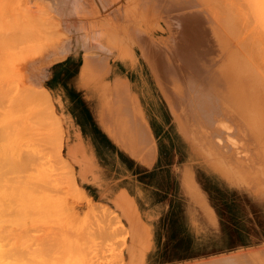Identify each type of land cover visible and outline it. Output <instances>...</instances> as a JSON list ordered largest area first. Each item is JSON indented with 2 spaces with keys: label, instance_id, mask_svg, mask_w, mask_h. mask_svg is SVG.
I'll use <instances>...</instances> for the list:
<instances>
[{
  "label": "rangeland",
  "instance_id": "rangeland-1",
  "mask_svg": "<svg viewBox=\"0 0 264 264\" xmlns=\"http://www.w3.org/2000/svg\"><path fill=\"white\" fill-rule=\"evenodd\" d=\"M159 1H154L155 3L153 2L152 9L150 10L147 7V0H0V78H1L0 82L3 83L2 85L0 83V94H2V93L4 94V95L2 94V96L0 95V108L3 107V109H2L3 112H2V110H0V115L2 116V117L0 116V118L2 119V120H0V124L2 122H4L3 123L4 125H2V127L0 126V128H2V129H0V150H1L0 156L3 155L2 156L3 158L0 157V159L2 158L1 161L4 160L3 163L4 162L6 164L8 163L9 164L8 167H10V168L13 167V165L17 166V170L15 169L16 166L14 167V169L11 170L12 171L11 173L15 174V175L8 174V177H7V173H10V170H9V168H6V170L4 169L5 166L7 167V165H5V163L4 164L0 163V165L2 166V167L0 166V169L3 168L4 172L6 171V175L4 177L1 176L4 174V172H2L3 170L0 171V176L2 177V178H0V183H1L0 185L3 186V184H5L7 182L8 185L5 184L6 186L4 185V187H2V188L3 189H5L6 187H7V189L10 188L9 190L5 189L6 191L0 188L1 189L0 190L1 191L0 196H2V198L4 200H6L5 204H4V202H5L4 200L1 199L3 201V203H1V200H0V204H2L0 206V208L3 206V204H4V206L7 205L6 206L7 209L3 206L2 209H5V210H3V211L1 210L5 215H3L2 212L0 211V213H1L0 214V225L2 223L1 222L2 218L5 221L7 220L6 226L5 225H2V227L0 226L1 229H4V230H0V233H1V231L3 233L4 232L5 233L6 232L12 233L13 229H15L14 230V233H15L16 231L18 232V230H19V232L16 233L15 235H14V233H12V235L11 234L10 235L3 234V233L0 234V243L2 245H6V246H4L5 248H10V249L14 248L13 250H15V251H16V249H18L15 252L16 255L18 254V256H16V255L13 256L14 258H17V259H14L12 256L11 257L13 259H11L10 256H9L10 259L8 257L5 258V256L8 253L11 255H12V253H14V251L13 252L11 251L12 249L11 250L7 249V254L4 253L5 256L1 257L2 253H0L1 254L0 255V262L6 260L2 264L7 263V262H8L7 264H9V263L12 264V261H16V262H13L14 264L15 263L19 264L20 261H17V260H21L20 259L21 257H22L21 262L23 261V259L26 262H23L20 264H24V263H26V264H31V263L32 264H35V263L36 264H54V263L55 264H62L63 263L64 264L65 263L66 264V263H68V261H69L68 264H75L74 262H76V264H95V263L100 264L99 262L96 261V260H98V257H97L98 253H100L99 256H101V257H99V259L100 258L106 259L107 257H109V255H111L105 261L103 259L98 260L101 262V264H104V263L105 264H110V263L111 264H117L119 258H120L119 264L120 263L121 264H186V263L187 264H193V263L194 264L195 263L203 264L204 262L210 263L216 259H218V263L216 262L215 264H219V263L224 264L226 261H223V260L221 261L219 259H225V258L226 259L228 258L229 259L228 261H230L229 264H231L232 261L234 260V258H231V257H235V260L237 262H243L242 264H246L247 260H248L249 264H250V261H251V263L255 264V262H257L258 260L259 261L256 264H258L259 262H260L259 264H264V261H263L264 256L261 257L262 255L259 254L260 251L264 252V187L261 188L264 185V182H262L263 181L262 178H264V166H262V163L264 165V162H261L262 160L264 161V159H263L264 155H262V154H264V152H263L264 151V143H263V141H264V130H263L264 129V123H263L264 114H263V118L261 116L262 113H264L263 112L264 110H262L264 108L263 107L259 108L256 112L257 114L254 112H249L247 114L248 115L247 117L254 115L255 117H257V119L259 118L258 120L255 119V120L250 122V121H246L247 118L243 117L242 116L243 114L236 113L234 111V107H232V106H234V104H233L234 103V95H233V92H231V91L233 90L232 84H234V81H233L234 78H233V75H231L232 73H230V71H228L231 68L230 66L232 65V63H230V59H231L230 55L231 54L228 53L229 50H231V48L229 49V47H230L229 43H228V46L225 45L226 41L229 40V37H228L229 29L227 27V25H228L227 24L228 13H227V11H225V12L223 11V10H226V8H227L226 0H213V1H209V0L203 1L202 0V2L200 0H198L201 2L202 8L204 7V5H206L205 6L206 10H207V8H209L208 6H210L212 4L211 5L212 7L209 8V10H211L210 13H212V15L209 13V10H207L208 12H202L201 11L204 18L205 19L207 18L206 20L203 19V16L199 11L202 8H197L200 4V2H197V0H191V1L190 0H177V2H176V0H172V1L169 0V3L171 4L170 6H168V4H169L168 0H163L164 2H161V1L159 2ZM174 2H175V6H173ZM204 2H205V4H204ZM185 3H187V4L190 3V5H188L186 7L189 9V11H187V9L184 7V5L185 6L187 5ZM220 3L223 5L221 6ZM197 4H198V6H197ZM202 4H204V5H202ZM193 5H195L197 7H192V9H191V6H193ZM215 5H219V6L215 7ZM214 7H215V9H214ZM217 7L220 8V10L217 9L218 13L216 12L215 14H217V15L219 13L221 14V15L219 14L220 20L217 19L218 17L213 16V13L216 11ZM211 8L214 9V11ZM197 9H199V10H197ZM168 10L171 11L172 13L173 12H175V13H173V15H171L172 13H170ZM182 10H184V11H182ZM202 10H204V9H202ZM190 11H191L190 16L192 14H193V16H191V18H187V16L189 15L187 13H189ZM192 12H199L201 15H200V17H198L199 13L195 14V16L197 15L196 19L200 20V18L202 17L201 20L203 19V21L205 20L206 22L200 21V23L198 24L197 20H195L194 13H192ZM167 13H170V14H167ZM182 13H184V14H182ZM206 13L209 14V17L211 18V22H213V24L216 23L214 26L210 23V21H209L210 19H209L208 15H206ZM179 14H182L186 18V20H184L185 18H183V16H181ZM170 15L173 17H177L178 19L174 20V18H173V20H172ZM217 15H215V16H217ZM179 17L181 19H179ZM192 17H193V19H192ZM150 19H152V20H150ZM189 19L195 20V22L194 21L190 22L191 20H189ZM216 19H217V22L215 21ZM176 20H178V21H176ZM183 20L187 24L183 23ZM172 22H173V24H172ZM175 22L178 23L179 28H178V26H177V28L178 29L181 28L180 31H178L176 28H175V30H171V29H174V27H172V25L176 26V24H174ZM188 22H190L191 25ZM193 23H194V25H196V27L193 26ZM196 23L199 25L198 28H197ZM201 23H202V25H205L206 27L202 26L203 27L202 28ZM183 24H186V25H183ZM188 25H189L190 29L187 28L188 29L187 30L185 28L188 27ZM209 25H211V26H209ZM217 25L223 31L220 30L221 32H218V30L220 28ZM193 27H195V28H193ZM200 27H201V29H199ZM207 27L209 29V30L208 29L207 30L211 33H209L205 29ZM216 27H218V28H216ZM202 29H205V30H203V32L207 31L209 34H211L213 36V38H212V36H210L207 33V36L209 37V38H207V36L205 34L206 37L203 36L204 41L205 40H211L213 44L216 43L218 46L216 44L212 45L211 41H210V45H209V41H208V43H205L204 41H202L203 40L201 38L202 36H199V35L204 34L202 31H200ZM210 29H211V31H210ZM176 30H177V32H176ZM181 30H183V31H181ZM186 30L188 31L187 35L195 34V38H196L195 40H199V38H201L202 39V40L200 39L201 42L204 43V44L202 43V45H200L201 44L200 40H199V42L193 41L192 40V38H194V35H193L191 37V41L189 40V43H188V41H185L188 44H190L192 42L193 45H195V46L198 43L200 46H204V47H208V46L210 47L211 45L214 46V47L210 48L209 53H207L209 56V54L212 52L210 54L211 56H209V57H211L210 60H212V62L209 60V58H207L208 60H205V58L208 57V56H206V53L205 54L202 53L206 57H204L201 53H199L201 51L206 52L205 50H207V52H208L207 48L206 49L204 48L205 50H203V49L201 50L200 47H198L200 50L198 49L197 51H199V52H197V51H195L197 49V47L195 49H193L192 48L193 46L189 47L190 46L189 45L188 47L190 49L192 48V50L189 49L190 51H188V47H187V43H186V46H184L185 49L183 50V47H181V43L182 44L185 43L182 39L185 38L184 35H185V33H187ZM198 30H199V32H198ZM182 32H184V35H182L183 34ZM189 32H190V34H189ZM201 32L203 34H201ZM216 32H218V33H216ZM172 33L175 35V37L177 35L178 36L175 38ZM175 33H177V35ZM179 33H181L180 36H179ZM181 35L184 36V38H182ZM222 35H224V36H222ZM171 36L173 38H171ZM187 37L184 40L190 39V36H189V38H187ZM197 37H199V38H197ZM225 38H228V39L225 40ZM177 39H178V42H176ZM179 39H180V44H179ZM214 40H215V42H213ZM169 41H172V44H169ZM173 41L176 42L175 43L176 45L179 44L182 49H180V47H178V46H177V48H179V49H176V47H175L176 45H174V50L175 51L177 50V51L176 52L174 51V53L171 52L170 51L171 48L173 51V47H172L174 44ZM166 44H169L172 46L170 47L169 45L167 46ZM215 46L217 47V49H219L221 51V53H219L220 51L219 52L217 51V53H219L220 57L216 56L217 53L215 51ZM77 47H80V49L82 50V51L81 50L80 51H81V53H83V55L85 57V61L87 63V65H86V73L88 74L86 76V79L88 80L87 84L90 86L91 90L93 88V93L95 92L99 96L97 98H93V101H95L97 107L102 109L103 111H107L108 109H110L114 105L113 95H110V94L112 93V91L117 89V86H115V83L111 82V78H112L111 74L113 72H119V71H117L116 68L119 67L122 70L121 72L124 74V76L132 79V83L134 86L135 93L140 94L141 99L143 97H145L147 102H149L148 104L150 105V113L146 114V109L142 107L141 101H139L141 103V105L138 104V101H136L135 103H133V105H131V103L130 104L129 103L122 104V107L123 106H131V107L137 106L138 107L139 106V110L137 109V116H139L141 118V120L144 119L147 122H150V120L148 119L147 116H149L151 119H154L155 124H156V133H157V137H158V139H157V137H155V136L150 135V137H149L146 134L147 137H145L146 135L144 137L146 139L148 138L147 140L150 139L149 141H146L142 136L140 138L141 142L139 140V142L142 143V146L140 145V147L145 148V149H142V150H144V152H145V150L148 152H151L154 149V151H156L157 153H161V152L167 153V181H168V183L171 184V182L175 181L178 184H183L184 192L185 193L187 192V195L189 197L196 199L195 204L197 207H199L200 209L203 208V210L207 207L210 208L206 204L207 200L209 199L208 197H213V199L211 201L214 200L215 202L219 203L220 208L222 209V211L225 212V215H226V217L224 219L221 218V227L225 226V229H224L225 231H221V233L222 232L224 233V235L221 234V238L223 237L226 241H228L227 235L230 234L229 233V231H230L231 233H235L234 237L237 238V240H235L234 243L226 242V241L222 242L224 240L219 241V243L213 242V244L215 246H216V244L221 245L220 246L221 251L220 252L216 251L217 253H212L209 255L207 253H202V254L195 253V251H197L200 248L199 246H201L202 244H206V243H202V242H198V241L197 242H184V243L154 242L151 240L149 241V239L151 238V235L148 236L149 233H146L147 231L145 232V235L141 239V238H139V235H137L138 231H137L136 226L132 225L134 217H132V215H131L132 214L131 209L124 211L121 207H119V204H118L119 202H117L118 200L117 201L116 200L105 201V196L103 194H101V191H106L110 186L114 185L115 179H109V178H104L101 176H96V175L100 174L99 171H94L93 169H90L89 165H88V163H86V161H85V163L82 160L78 161V156H76L74 153H72L71 147H70V141H69L70 131L66 128L67 117L65 116L64 109H63L64 99L57 97L55 95V93H56L55 91L57 89H59V87H58L59 83H57L55 81H53V82L52 81H47V82H41L40 81L39 82L36 79L37 78V75H36L37 69L41 70L42 67H46L48 64L50 65L53 62H59V63H61L60 64L61 68L64 67L65 63H66L65 57L70 53L71 49H73V48L76 49ZM168 47H170L169 48L170 50L168 49ZM181 50H183L182 53L185 51L184 52L185 54H182ZM224 50L228 54H230V55H227L225 52L226 56H223L224 59L227 58L228 56L230 58L229 59L227 58L225 60V62H220V61L224 60L223 57L221 58L222 54L224 55ZM163 51H164V53L162 54ZM186 51L189 55L186 53ZM190 52H191V54H190ZM194 52H195V54L199 53L201 55H199V54L195 55ZM178 53L181 55H178ZM193 54L195 56L194 62H195V60H196L195 58L197 56H200L201 59L204 57L202 59V61L203 60H205V61H203V63H201L202 62V61H200L201 59L197 58L198 61L196 60L195 63L197 64L198 62H200L201 65H200V63H198V65H196L195 63H193V60H190V59H192L193 56H191V55H193ZM212 54H213V56H212ZM165 55H167V56H165ZM176 55H178V56H176ZM184 55H188L187 58L190 56L191 57L189 59H186V58H184ZM174 56H176L177 58L180 56L178 58V60H181V61L177 62L178 60L176 57H175L176 58L175 59ZM162 57H163V59H162ZM168 57H170L169 58L170 61H169ZM181 57H183L185 59L184 62L187 63V65H188V66H185L186 64H184V66L189 68V70L191 67L190 72H192L193 69H196L195 73L193 72L196 75V77H195V75H193V73H189L188 70H184V69H187V68L183 67L184 62L182 63L183 70L181 69L182 67L180 68V66H181L180 63L184 60ZM165 58H166V60H165ZM215 58H217L215 60L217 63L213 62V59H215ZM171 60H173V61H171ZM218 60L220 63L218 62ZM164 61H166V62H164ZM209 61L211 62V64L215 63V65H216L215 68H217L215 71L217 72V75H220V76H217L216 72L214 73L212 71L213 70L212 67L207 66V64L210 65ZM170 62H172V63H170ZM173 62H176V63H173ZM188 62H189V64H188ZM204 62L205 63L208 62V63L205 64ZM226 62H227V64H226ZM95 63L97 64V66H95ZM98 63H100L99 66H98ZM163 63H166V66L168 64L167 67H169V66L172 67V65L178 64L177 67H179V70L176 69L177 68L176 65L172 68L173 70L176 69L178 71H173L170 67L168 68V70L171 69L170 71L173 73L174 77H172V80L175 78L173 81H175L177 77H179L178 80L185 81V82L181 83V81L178 82V80H177V83L182 84V86L180 84H176V82L173 85L172 80H171L172 85H170L167 83L166 78H165L166 80H162V78L164 79V77H165V74H164L165 72L163 73V71H168V70H166L165 64H163ZM228 63L230 65H228ZM202 64H204V66ZM157 65H158V68H157ZM195 66H197V68ZM201 66H202V69L204 68L203 71L206 74L209 73L210 71L213 72V76H212L213 79L210 78V81L211 80H212V82H213V80L214 81H216V80L220 81L221 79H219V78L221 76H222L221 77L222 80L224 78L223 81H220L218 83L216 82L217 84L215 83L217 86H218V84H221V82H224L225 80H227L229 78L227 81H225L226 83L224 82V84H223V85L228 84V85H225V89H221L222 87L224 88V86H222V85H219L220 87L222 86L221 88H219V86L216 87V85L214 83L210 82L211 84L214 85L213 87L216 89V91H215V89H211L212 85L207 83V82H209V81H207V80H209V77H207V75L208 76L210 75V77H211L212 72H210L211 74L206 75L207 80H205L206 81V83H205L204 82V79H206V77L204 75L205 73L203 71L201 72V70H199L201 68ZM205 66H207V67H205ZM163 67H165V70ZM209 67L211 69H209ZM225 67L227 68V70H226L227 73L224 72L225 70H223ZM182 71H184V72L186 71V76ZM196 71H199V72L197 73ZM168 72L166 73V77L168 76L170 78L171 72H169V74H168ZM175 72H177L176 74H178L179 72L181 74H178L176 76V74H174ZM222 72H224L223 73L224 75L222 74ZM102 74H104L103 75L104 77L102 76V78L105 80L100 83V88L99 87L94 88L93 83H91V82L94 79H96V76L99 77ZM162 74H164V75H162ZM190 74H192V75H190ZM198 74H199V78H202L203 83H205V84H203V87L201 84L202 81H200L201 79H199L197 77ZM202 74H203V76L200 77V75H202ZM225 74H229V75H226L227 79H225L226 78ZM179 75H183L184 76L183 79H180V77H182V76H179ZM190 76L192 78L199 79L200 84H199L198 80L193 81L194 79H192L193 84L198 82L197 84H195L196 86L194 85L197 89H194V86L192 87L193 84H191V85L189 84L190 87H187L189 85L185 84V83H188V80H189V83H191L190 82L191 81ZM214 76H216V78H218V79H214L215 78ZM8 78L11 81L10 85L13 86L15 84L16 89H19V88H20V90L23 89L22 91H24V92H26V90H24L26 88H23V87L28 85L27 86V90H28L27 93H25L23 95V94H21L22 91L19 92V90H17L19 93H18V95H16L17 91L14 89V87L13 88L10 87L9 83H8L9 87L7 86V82H10V81H7ZM16 79H17V81H15ZM2 80L3 81L5 80V83ZM12 80L14 81L13 84H12ZM23 80L25 83L23 82ZM18 82H20V84L22 83L23 86H22V84L20 85ZM31 82H32L33 86L30 85ZM37 82H38V84H37ZM117 82L120 83V81H117ZM164 82L167 84V86ZM16 84H17V86H16ZM175 84L177 85V88H176ZM198 84H199V86H198ZM207 84H209V85H207ZM4 85H5V87H4ZM19 85L22 87H19ZM34 85L35 86L37 85V87H35ZM178 85L181 87L182 91L180 90V87L178 88ZM183 85L187 87V88L185 87V89L187 90V91L185 90L186 92L184 91ZM205 85H207V86H205ZM31 86L35 87V88H32L33 91H31ZM209 86L211 88L207 89V88H209ZM230 86H231V88H229ZM28 87L30 89V94H31V92L35 93L37 91V93H35V95H33L34 94L33 93L31 96H33L34 98L37 97V100L36 99L35 100L40 105L39 106L37 104V106H39L41 108H46L45 112H47V113L49 112L48 116H50L51 118H49L47 116V114L46 115L42 114V113H44V110L42 111L41 108L39 109V107L35 108L33 106V104L36 106V104H35L36 102H35V100H33V97H32V99H30V100H32L31 102H33V104L30 101L29 102L27 101L28 98L31 97L30 94H29V97L25 96L29 92ZM164 87H165V90H164ZM182 87H183V89H182ZM191 88H193V89L191 90ZM198 88L201 89L202 91L200 90V92H198L199 91ZM203 88H205V89H203ZM10 89H14L15 91L14 90L13 91L16 94H14V92H11L12 90H10ZM35 89H36V91H34ZM120 89H121V87H120ZM42 90H45V91H42ZM171 90H172V92H171ZM194 90L197 92H195ZM204 90H205V92L207 91L206 93L204 92L205 94L203 93ZM218 90H220V91L218 92ZM183 91H184V94H183ZM188 91H190V93L193 95V96L190 95V96H192L191 98L188 94ZM43 92H45V93L47 92L49 98L47 97V94L44 95L45 93H43ZM193 92H195V93H193ZM208 92H210V96L208 95ZM211 92H213V93L211 94ZM12 93L14 95H11ZM19 94L23 95V96L19 97ZM171 94H172V96H171ZM220 94H222V96L224 95V98L221 97ZM5 95L6 96L10 95L9 96L10 101H8L10 104L11 99H12V102L10 105H8L7 101L4 102L5 100L8 99V97H5ZM185 95H187V96H185ZM196 95L199 97V99L197 98ZM199 95H201V96H199ZM203 95H205V96H203ZM13 96H14V98H13ZM45 96L47 97V99H50V100L47 101V99H44V98H46ZM176 96H177V100H175ZM202 96H203V98H202ZM211 96L213 97L214 100H211ZM217 96L220 99H217L216 98ZM3 97L5 100L3 99ZM18 97L20 99H18ZM205 97L208 99L209 103H207L208 101ZM184 99H185V101H184ZM218 100H219V103H218ZM220 100L222 101V104H221ZM227 100H229V102H231V104L229 102H226ZM25 101H27L28 103L26 102L27 103L26 104ZM65 101H68V99H65ZM175 101H180V102L177 103ZM181 101H183L184 104ZM213 101H215V102L217 101L216 103L219 105V107L215 102L213 103ZM203 102H204V105H203ZM194 103H196V104L194 105ZM199 103H201V104H199ZM25 104L28 106H25ZM173 104L175 107L174 106L172 107ZM186 104H187V106H186ZM208 104H209V106H211V107L215 106L216 108L212 107V109H211V108H209ZM220 104L222 105V107ZM18 105L21 106V108ZM30 105H31V107H30ZM176 105H179L178 108H176L177 107ZM180 105L184 111H182L181 108L179 110ZM182 105H184V106H182ZM190 105H191V107H190ZM201 105H202V108L205 107V109H202L200 107ZM14 106H17V107H14ZM192 106H193V108H192ZM29 107H30V109L33 110V112H34L33 115H32V112L31 113L29 112L31 110L27 109ZM223 107H225V108L222 109ZM33 108H35V110ZM104 108H106L107 110H104ZM170 108H171V110H170ZM173 108H175L177 110H175ZM22 109H23V111H22ZM24 109L27 111L29 110L28 113H27V111L25 112ZM100 109H99V111H100ZM192 109L193 110L195 109V113L197 114L196 116L194 115L195 113ZM220 109H221V112H223V113L226 112V117L221 112H219ZM38 110H41L42 113L40 111V114L43 115L44 118H45V116H47L50 119V121H49V119L48 120L46 119L47 117L45 118L46 119L45 120L41 115L39 116ZM205 110H206V112L203 114V112ZM179 111H180V114L178 113ZM217 111L219 114L220 113L221 114L217 115L218 114V113H216ZM181 112H183V114L185 116H183V118H181L180 122H177L179 120L178 117L182 116ZM199 112L201 113V115ZM214 112H215V115H214ZM231 112H233V115L235 113V115H237L239 117V118L236 117V119H235V115L233 116L234 117L233 120L235 119L234 120L235 122L234 121L231 122V120H232V118H231L232 113ZM259 112H261V113H259ZM9 113H10V115L14 114L13 115L14 117L13 118L9 117L10 116V115H8ZM172 113H174V115H176V114L177 115L174 116ZM185 113L186 114L188 113V114L186 115ZM4 114L5 115L7 114L6 116H8V117H5ZM16 114H18V115H16ZM26 114H28V115H26ZM227 114L231 115V116L227 117ZM190 115H192V117ZM210 115H211V117H209ZM16 116H18V118H16ZM135 116H136V114H135ZM189 116L191 117L192 121L190 120ZM218 116H220V117L218 118ZM28 117H32L34 120L31 118L32 122H30L31 120L30 121L27 120V119H30ZM176 117H177V119H175ZM199 117H200V119L205 117V119L203 118V120H201L202 121L201 122V121H199L200 120ZM222 117L225 120L226 119L227 120L226 121L224 119L219 120ZM3 118H5V119H3ZM7 118H9V119H7ZM10 118H11V120H10ZM23 118L24 119L27 118V119H25V121L27 123L26 126L23 125L24 124L23 123L24 120H22ZM55 118H56V120H55ZM194 118H197V119L193 120ZM210 119H212V120H210ZM215 119H217V121ZM228 119L230 122L228 121ZM15 120L17 121V123H15L16 122ZM35 120L37 121V123L34 122L35 123L34 124L33 121H35ZM5 121H6V123H5ZM11 121H13V122H11ZM19 121H22L23 124H21ZM46 121H48V123L49 122L54 123L53 126H48V124L46 125V123H47ZM185 121L187 123L188 128H184V127H187L185 124ZM213 121H214V123H213ZM224 121L226 124H224L222 126V122L224 123ZM237 121H238V124L240 123V125L237 124ZM10 122H11V125L12 124H18V122H19L20 123V124H18L19 128H20V126H22L23 129L20 128L21 131H18V132L16 131V133H15V129H19V128H17L18 127L17 125L16 126L15 125L10 126ZM40 122H41V124L44 123L43 124L44 126L41 125ZM197 122H198V124H197ZM215 122H216V124H215ZM217 122L218 123L221 122L220 123L221 125L220 124L219 125L222 127V129L224 126H226L224 128H228L227 129L228 134H226L227 132L224 133L226 131V129H224L225 130L224 131L221 129V127L217 128V126H218ZM243 122H244V124H246L247 128L244 127L245 125L243 124ZM256 122H257V125H256ZM52 123H49V125H52ZM180 123L185 124V126L182 125V127H179ZM207 123H208L209 129H210V125H211L210 123H212L211 129L210 130H208V129L202 130V128H204V126L205 127L207 126ZM233 123L235 124V126ZM251 123L254 126L255 125L256 126L254 127ZM29 124H31V125L33 124V125L30 126ZM37 124L40 127H37L38 126ZM196 124L198 125L197 127H195ZM57 125H59V126H57ZM189 125L192 128L189 127ZM46 126H48V128L50 127L49 128L50 130L46 129L47 128ZM44 127H45V130H44ZM53 127L55 129H58V131L53 130L54 129ZM59 127L62 128L63 132L60 131L61 129H59ZM214 127L216 128V130ZM238 127H239V130L241 129L240 131L238 130ZM27 128H29V129H27ZM37 128H40V129H37ZM42 128L44 131H41ZM183 128L185 129L184 131H186L184 133H183ZM234 128H236V129H234ZM252 128H253V130H252ZM30 129H32V130H30ZM35 129L38 131V133L36 131L33 132V130H35ZM191 129L193 131L192 134L190 133ZM194 129H195V132H194ZM219 129L221 131H224L223 133L226 136ZM245 129H247V130H245ZM48 130H49V132L52 131V133L54 131V133L50 134L48 132ZM205 130L207 131V133ZM3 131L5 133L4 135H3ZM45 131L48 132L46 135H45ZM204 131H205V133H204ZM216 131H218V132H216ZM237 131L243 133L242 136H241V133H239ZM11 132L14 135H12ZM35 132H36V134H35ZM187 132L190 135L187 134ZM235 132H237V133H235ZM55 133L57 134V137H58V138H55L58 141L57 143H56V140L53 137H51V135H54V137H55L56 136ZM60 133H61V135H63L60 138L62 140V141L60 140L61 142H59V135H58ZM62 133H64V134H62ZM41 134H44L43 135L44 139H47L48 137H50V138L47 140L43 139L45 141V142H43ZM48 134H50V135H48ZM185 134L188 135V136H186V138H185ZM210 134H213L214 136L210 135ZM220 134H222V135L219 136ZM238 134H239V137H238ZM245 134L252 135L253 138L250 135H249V137L252 138L253 140L256 138L255 141H253L255 145L253 143L250 144V142L252 140L249 141L248 140L249 137L246 138L247 135H245ZM254 134H255V136H253ZM17 135L20 137H18ZM36 135H38V136L40 135V137L38 138ZM47 135H48V137H47ZM209 135L212 137L211 139H210ZM228 135H229V138H228ZM4 136H6L8 139L10 136L17 137V139L18 138L19 139L17 140L16 138L11 137L10 143L8 144L6 142V141H8V139L6 137L4 138ZM243 136H245L244 138H246L247 140L242 139ZM1 137L4 138L5 142L3 141V139H1ZM35 137H37V138H35ZM188 137L190 138V140L188 139ZM194 137H196L197 139ZM218 137H219V139H218ZM221 137H223L226 140L228 138V140L225 141ZM20 138L21 139L24 138V140L22 139V143H21ZM12 139H14V141ZM28 139L30 140V142ZM216 139H218V142ZM19 140H20V142H19ZM26 140L29 142L30 145L28 144V142ZM37 140H38V142H37ZM241 140L243 141V143L241 142ZM31 141H33V142H31ZM34 141L38 144L34 143ZM230 141H231V144H230ZM247 141H249V142H247ZM260 141H261V143H260ZM245 142L248 143V145H247V146H249L248 149L245 148L246 147V145L244 144ZM4 143H6L9 147L6 145L8 147V148H6ZM208 143H210V144H208ZM217 143H219V144H217ZM228 143L230 145H224V144H228ZM240 143H242V144H240ZM10 144H11V146H10ZM216 144L218 145L217 147H216ZM221 144H223V146ZM249 144L251 145V147ZM31 145H33V146H31ZM45 145H46V148H43V147H45ZM12 146H13V151H11ZM17 146L19 147V149L17 148ZM58 146L61 147V152H60V147H58ZM143 146H145V147H143ZM193 146L196 147L195 150H194ZM228 146H229V148H228ZM257 146L260 147V149L258 148V150H257ZM39 147H42V148H39ZM231 147H233V149ZM254 147L256 148L257 151L253 150ZM29 148L30 149L32 148V150L30 151ZM49 148H51V149H49ZM199 148H200V151H199ZM5 149H8V150L5 151ZM26 149H27V151L29 149V151L27 152ZM45 149L47 152L45 151ZM56 149L58 152L56 151ZM241 149H243V150H241ZM9 150H10V152H9ZM22 150H23V153H22ZM202 150L205 152L207 157L204 154V152H201ZM221 150H222V152H221ZM231 150H233V153L230 152ZM240 150L242 152L241 154L239 153ZM248 150H251V151H248ZM259 150L262 152V154ZM3 151H5L6 153ZM7 151L9 153H7ZM25 151L28 153L29 156L25 157L27 154V153H25ZM140 151H141V149H140ZM253 151H254V154H256V155L260 154V156L259 155H257V156L253 155ZM20 152L22 153L21 157H25V158H21V159L17 160L21 155ZM245 152H247V153H245ZM3 153L5 154L6 158H5ZM11 153L13 155H11ZM58 153L61 154L63 158H61V155H59ZM145 153H147V152H145ZM8 154H10V155H8ZM203 154H204V156H203ZM210 154H213V155L211 156ZM248 154H251V158L247 157ZM199 155L202 157H200ZM8 156H9V158H7ZM222 156H224V157H222ZM227 156H230V157H228L229 159L227 158ZM255 156L257 158L256 160H254ZM261 156H262V158H260L261 159V161H260V159H258V158ZM42 157L47 158L48 159L47 161L50 160L49 161L50 163H48L45 159L46 163H48V165L50 167H51V165L52 166L55 165L54 169H55V167H57V169H56L57 174H56V172H54L56 170H54L53 167L50 168L48 165L45 166V163L42 164V161L44 160ZM241 157H243V158H241ZM41 158H42V160H41ZM64 158L68 160V163L66 162L67 164L65 163ZM208 158L210 161L208 160ZM222 158H224V159H222ZM249 158H250L251 163L256 161L255 162L256 164L252 163L255 167L252 164H250V162H248ZM220 159H222V161ZM23 160H25V161H23ZM33 161H37L36 162L37 164L34 163V167L36 169L32 168L33 164H31V163H33ZM40 161H41V163H40ZM212 161L215 163V165H212V163H213ZM11 162L14 164L12 165ZM69 163H70V165H69ZM30 164L32 167H30ZM40 164H42V165H40ZM85 164L87 165L88 169L82 168V166H84ZM218 164H220L222 171L219 170L220 166H218ZM37 165L40 166L41 169L39 167H37ZM145 165H148V164L146 163ZM216 166H217V169H216ZM239 166H240V168H239ZM244 166H245V168H244ZM44 167L51 169V170L49 169V173H51V175L56 174L55 176L52 175V178H51L52 180L49 178L51 175L48 176L49 175L48 170L46 169L48 174H45L44 171H46V170L43 171V169H45ZM218 167H219V169H218ZM27 168L30 169L31 171L32 170L33 171L31 172ZM224 168H226V169H224ZM237 168H239L241 172L239 170H237ZM248 168H249V170H248ZM19 169L22 171H20ZM59 169L62 170V174H60L61 171H59ZM253 169H255L256 172ZM13 170H15V171H13ZM39 170L40 171L42 170V171L40 172ZM85 170H87V171H85ZM245 170H247V171L245 172ZM252 170H253V172H255V174L252 172ZM23 171H25V172L28 171V172H26L27 177H25L26 174ZM63 171L66 173H64ZM84 171H85V173H83ZM234 171H235V173H238V174H235ZM242 171H244L245 174ZM38 172L39 173L43 172V174H45L44 176L42 174H39L42 176L40 178V180H38L39 177H34L35 175L38 176ZM68 172L72 176L74 175L73 176L75 178L74 181L76 182L75 186L72 185L73 183L71 184V181L73 180L72 176H71L72 179H69L70 180V182H69L68 178H70V177L67 176L69 174ZM79 172H80V174H79ZM224 172H225V174H224ZM35 173H37V174H35ZM63 173L66 176L65 179H67V181L64 179L63 182L66 181L65 183L67 184V186H65L66 184L65 185L63 184L64 186L61 185L63 183L61 181V180H63L62 179L64 176ZM83 174H85V175H83ZM240 174H242L243 177L246 179L240 178V176L237 177V175H240ZM248 174L251 177L245 176ZM251 174L252 175L254 174L255 176L254 175L252 176ZM257 174H258V176H257ZM21 175L23 176L24 180H22ZM31 175L33 178H37V181L35 180L36 182L31 181V179H32ZM57 175H60V176H58V178H57ZM82 175H83V178L81 177ZM90 175H93L94 177L90 176ZM9 176H11V177L13 176L12 178L10 177V179L13 180L12 183L10 182V184L8 183V181H11L10 179H8L7 181L5 180V178L6 177L9 178ZM28 176H30V177H28ZM45 176H47V178H49V179L44 178ZM253 177L257 181L254 182ZM259 177L261 180L259 179ZM27 178H30V179L27 180ZM233 178H235V179H233ZM250 178H253V179L250 180ZM16 179L22 180L20 182V184ZM54 179L57 183L54 181ZM241 179H243L245 182H243V180H241ZM1 180L2 181L5 180L4 183H2ZM26 180H27V182H30V181L31 182L27 183V182H25ZM118 180L121 181V179H118ZM51 181H54L55 183L54 182L51 183ZM181 181H182V183H181ZM22 182H25V184L23 185ZM37 182L39 183V185ZM67 182H69V183H67ZM239 182H241V183H239ZM242 182H243V184H242ZM45 183L48 184L49 190H47V185ZM247 183H248V185H247ZM258 183L259 184L261 183L260 184L261 186L258 185ZM12 184H15V186H14L15 188L18 185V189H15V190L17 191V193L19 195L17 193H15V190H13L14 188L12 189V187H13ZM27 184H30V185L27 186ZM33 184L35 185V187ZM58 184H59V186H57ZM69 184H70V186H68ZM20 185H22L25 188V190ZM44 186L46 188H44ZM76 186H79V189ZM49 187L54 189V190L50 191L52 189H50ZM66 187H68V188H66ZM70 187H72V188H70ZM201 187H203L204 189L203 188L201 189ZM251 187H253L257 190L254 192L255 189H252ZM32 188L35 190H32ZM38 188L40 189V191ZM62 188L63 189L65 188L64 191L62 190ZM73 188H76L77 190L82 191V193H81V191L80 192L78 191L80 194V198L79 197L78 198L81 199V197H83L82 200H79L77 198V196H79V195L77 194V190L73 189ZM19 189L21 191H19ZM69 189H72V190L68 191ZM10 191H12L11 193L14 192L16 195L8 194V192L10 193ZM24 191L25 192L29 191V193L27 194ZM41 191L44 192L45 194L42 193L43 199L40 200L41 196H40L39 192H41ZM45 191H47V192L49 191L48 194L49 193L50 194L48 195ZM57 191H59V193L60 192L61 193L59 194ZM74 191L76 192V195H74L75 194ZM2 192L4 195H1ZM56 192L58 193V195L57 194L55 195ZM62 192L66 197L68 195L69 196L67 198L64 196L65 197L64 198ZM73 192H74V194H73ZM21 193H23L24 195ZM31 193L32 194L34 193V194L32 195ZM35 193L39 194L40 197L38 195H36ZM65 193H68V194H65ZM71 193L75 197L73 195L71 196ZM52 194H53L54 198L56 197V199L52 198V201L50 202L49 200H51L50 196H52ZM85 194H87V195H85ZM59 195H61L62 197H60ZM26 196L30 199H28ZM33 196H35V199H32ZM46 196H48L50 198L49 199L47 197V200L49 199L48 202L50 204H47V201L44 200V198ZM58 196H59V199L57 198ZM13 197L15 200L12 199ZM24 197H26L27 200ZM17 198H18V200H17ZM20 198H21V200L23 199V201H19ZM74 198H76L77 201H79V203ZM53 199L59 201V203H62V205L57 203V201H55V203H54ZM64 199H65V201H62ZM9 200L12 202H10ZM72 200H74V201L72 202ZM42 201H45L46 205ZM94 202H96V203H94ZM20 203H22V206L23 205L25 206V204H27L29 206H27V207L20 206V208L22 207L21 208L22 210L24 209L22 211V210L18 209ZM51 203H53L54 206L57 205L56 208H60L61 211L63 210L64 213L63 212H61V213L63 215H66V216L60 217L61 213L58 212V211H60L59 209H57V210L55 209L53 212V210H51V209H54V207ZM69 203H71V204H69ZM30 204L33 206L36 205L37 209L39 210L38 214L36 212H34V211H37L36 207H35L36 210H34L33 206H31ZM43 204L45 207L43 206ZM93 204L95 206H96V204H99L100 206L105 205L106 206L105 208H104V206H101V207H103L102 209L105 210L107 207H109L110 210L113 211V213L111 211L110 212L115 216H116V214H118L119 217L116 216L117 218L115 219V216H113L112 214L110 215V212L106 213L107 211H104L102 209H101V212L98 213L97 212L98 210L95 211V208H94L95 206H92ZM12 206H13V208H12ZM91 206L94 208V210L92 209ZM46 207H47V209H46ZM50 207H53V208L49 209ZM25 208H29V209H27V211H25L26 210ZM96 208H98V207H96ZM109 208H107V210H109ZM88 209H89V211L91 210V213L93 211V213L95 212V214L96 213H97V215L99 214V217L101 220H99L98 216H96L93 213H92V215L90 212L86 213ZM17 210H20L21 214H19V211H17ZM73 210H74V212H77L78 214L76 213L74 215L69 216L70 211L73 212ZM10 211H11V213H10ZM48 211H49V213H48ZM102 211H104V212H102ZM15 213H16L17 217L14 218L13 214H15ZM57 213H59V214H57ZM105 213H106V215H105ZM9 214L12 216H10ZM32 214L33 215L37 214V216H35V215L33 216ZM52 214H53V216H51ZM56 214L59 215V216H57L60 219V220L58 219V221H61L64 218H65V221H61L57 225L58 221H57ZM89 214H90V217H89ZM2 215L5 217H3ZM19 215H20V218L23 217L22 218L23 222H22V219L18 218ZM31 215H32V217H29ZM67 215H68V217H67ZM108 215L110 218L108 217ZM24 216H25V219H24ZM87 216L90 218V220ZM92 216H94L96 219H94V217H92ZM8 217L9 218L13 217L14 219L13 220L10 219V222H9ZM51 217L54 219H52ZM75 217H78V218H75ZM81 217H83L84 219ZM86 217H87V219H86ZM107 217L109 219H106ZM17 218L20 220V222H16L17 226L14 228V226H15L14 220L15 219L18 220ZM27 218H29V219H27ZM66 218L68 219V221H72V222L74 221L75 223L69 222L71 224L70 225ZM74 218L77 220H75ZM92 218H93V220H92ZM118 218L119 219L121 218V219L118 220ZM3 219H2V221L5 224V221ZM38 219H40V220H38ZM41 219H43V222L45 221V223H42ZM69 219H71V220H69ZM80 219H81V221H80ZM82 219L86 220V222L90 221V223L89 224H88V222L83 223V225L79 224V223H82V221H83ZM32 220L33 221L36 220L37 223L36 222L33 223ZM49 220L51 222L56 221V222H52L53 225L50 224V226L53 228H51L49 226V222H50ZM96 220H97V223H96ZM102 220H106V221L103 222ZM12 221H14V223ZM77 221L78 222L80 221V222L77 223ZM208 221H209V223H211V221H214V223H216L217 219L215 217L212 218V215H211V216H209ZM224 221H225V223H224ZM11 222L13 223V226H11V224H12ZM24 222L25 223L27 222L26 225H28V227L25 225ZM30 222H32V223H30ZM62 222H65V224H63ZM105 222L106 223L108 222V224H106ZM120 222L126 228H128V229H126L127 233H126V230H125V232L123 231L125 229V227L121 226L122 224ZM22 223H24L23 225H25V226L21 225ZM38 223L41 224L40 228L38 227L39 226ZM66 223H68V225ZM94 223H96V224H94ZM115 223L116 224L118 223V224L115 225ZM9 224H10L11 228H10V226H7ZM73 224H75V225H73ZM76 224H78V225H76ZM90 224H91V226H90ZM109 224H110V226H109ZM31 225H33V226H31ZM35 225H37V227H36V228H38L37 230L35 228ZM55 225H57V226H55ZM61 225H63V226H61ZM64 225L66 226V228ZM79 225H80V228H79ZM94 225H96V226H94ZM102 225H103V227H101ZM105 225H107V226H105ZM74 226H77V227H74ZM81 226L83 227L84 231L81 229L82 228ZM99 226H100V228H99ZM115 226H116V228H115ZM117 226L119 227V229ZM8 227H9L10 231H9ZM19 227H21V228H19ZM25 227H27V228H25ZM33 227H34V229H33ZM67 227L68 228L71 227L73 230L76 228L77 231L67 229ZM105 227L108 228V231ZM122 227H124V229H122ZM58 228L60 229L59 231H58ZM21 229H23V230H21ZM27 229L29 230V232ZM40 229H42V230L40 231ZM49 229H50V231H49ZM80 229H81V231H79ZM97 229L99 230V233H97V231H98ZM115 229L116 230L118 229L117 232L115 231ZM24 230H27V231H24ZM53 230H55L56 232ZM94 230H95V232H94ZM30 231H32L33 233H36L37 231L39 233L41 232L40 234H44L43 236L46 235L45 237L47 240H49V242L51 241L50 239L56 238L54 240L55 241L58 240V242L52 241L53 243H51V242L48 243V241L46 240L48 244L47 243H43V244H45L46 246L49 244H51V245L54 244L55 247L52 245L54 248H52L51 246H48V247L51 249V251H53V249L56 248L53 252H55V253L57 252L56 253L57 256L53 252L51 254V251H50V254H49L50 256L48 255V257H47L46 253L49 252L50 249L46 250L45 245L42 248V242H44V240H45L44 237L42 235L39 237L40 234L37 232L39 239H44V240H41L42 242H41V248H40V246H39L40 244L37 243V242H40V240L39 239L35 240L36 238H38V237H36L37 234H33L32 232L30 233ZM51 231H52V233H51V235H49L50 234L49 232H51ZM26 232H28L29 234H33L32 236L34 238L32 236L31 237L33 238L32 241L34 242V244L35 243L38 244L37 246L35 245L36 247L32 245L33 242L31 240H30V242H28L29 238H31V237L29 234H28V236H26V234H27ZM61 232H62V234H61ZM69 232L70 233L72 232L71 235ZM76 232L78 235H76ZM20 233H21V235H20ZM47 233H49L48 236H47ZM117 233H118V236H115V235H117ZM4 235L5 236L7 235V238L3 237ZM16 235H18L19 239H16V238H18ZM73 235L74 236L76 235V236L73 237ZM105 235L107 236V238L104 239ZM24 236L27 238L29 237L27 240L25 239V241H27L29 243V244H27V242H26V245H29V247H31L29 249L26 247L25 244H24L25 246L23 245V243H25V242L22 243V241H21V240H24V239H22ZM53 236H54V238H53ZM231 236H230V241H231ZM11 237L15 238V243H14V240L10 241ZM65 237H67V238H65ZM72 237H73V239H72ZM112 237L114 238L115 241L116 240L117 241L114 242ZM117 237L119 239H117ZM5 238H6V240H5ZM75 238L76 239L78 238L77 243H76ZM99 239H101V240H99ZM143 239H145V240L143 241ZM146 239H148V240H146ZM16 240H19V241L16 242ZM92 240H94V241H92ZM110 240H111V242H110L111 244L109 243ZM20 241L22 244L19 243ZM99 241H101L102 243L104 242L103 243V244H105L104 248H103V244L101 242L99 244ZM11 242H12V244H11ZM113 242H114V245H113ZM30 243H32V244H30ZM92 243H94V244H92ZM8 244L13 245V246H10ZM60 244H61V246H60ZM115 244H116V246H115ZM182 244L184 245V247ZM69 245H71V246H69ZM108 245L109 246L113 245V246H112V248L111 247L108 248L109 247ZM149 245H150V247H149ZM16 246H18V247H16ZM19 246H20V248H19ZM97 246L99 249L97 248ZM21 247L24 249L22 250ZM25 248H26V250H25ZM166 248H167V250H166ZM19 249H21V250L19 251ZM32 249L33 250L37 249L38 251L37 252L35 251L36 252L35 253L32 251ZM41 249L44 250V251L42 250V252L44 254L41 252L43 254V256L45 255L44 257H42V254L39 251ZM103 249L108 250V253H107V251L105 252ZM111 249H113V250H111ZM114 249L115 250L119 249V250H118V252H115ZM28 250H30L31 253H30V251L28 252ZM94 250H95V253H94ZM21 251H23V253ZM25 251L28 252V254ZM111 251L113 252L112 254H110ZM257 251H259V253ZM18 252H20V253H18ZM60 252H61V255H60ZM70 252H71V254H70ZM141 252H143V253H141ZM24 253H26L25 254L26 256L23 255ZM33 253L36 256V257H34V259H32L33 258L32 256H34V255H32ZM87 253H88V256H87ZM19 254H21L22 256L21 255L19 256ZM82 254H85V255H83L84 257L82 256ZM101 254L103 255V257ZM113 254H115V255H113ZM119 254H121V255H119ZM38 255H39L40 259L38 258ZM112 255L114 256V258H116L119 255V258L117 257L118 259H115L112 261V258H113ZM233 255H235V256H233ZM238 255H240V257ZM263 255H264V253H263ZM66 256H68L69 259ZM94 256L97 257V259H93ZM236 256H238V257H236ZM72 257H74V258H72ZM86 257L88 260L86 259ZM2 258H5V259L2 260ZM35 258H38L41 261H38V259H35ZM90 258H92V259H90ZM110 258H111V260H110ZM239 258H240V260H239ZM244 258H246V259H244ZM7 259H9V260L7 261ZM89 259H90V262H92V263H88ZM30 260H31V262H30ZM43 260L45 262H43ZM70 260H71V262H70ZM72 260H75V261H72ZM93 260H95V261H93ZM243 260L244 261L246 260L245 261L246 263ZM65 261H67V262H65ZM108 261H110V262H108ZM237 262L235 263L233 261V264L234 263L238 264ZM227 264H228V262H227Z\"/></svg>",
  "mask_w": 264,
  "mask_h": 264
},
{
  "label": "crops",
  "instance_id": "crops-1",
  "mask_svg": "<svg viewBox=\"0 0 264 264\" xmlns=\"http://www.w3.org/2000/svg\"><path fill=\"white\" fill-rule=\"evenodd\" d=\"M80 50V47L71 49L70 53L65 57L66 63L62 68L60 65L61 63L53 62L46 67H42L41 70L37 69L36 79L37 81L39 80V82L55 81L59 83V89L55 91V95L64 99L63 109L67 117L66 128L70 131L69 141L72 153L78 156V159H81L84 163L86 161L90 169L99 171L100 174L96 176L115 179L114 185L110 186L106 191H101V194L105 195V201L111 199L118 200L119 207L124 211L130 210L134 206L137 207L140 213L139 224L141 225L142 223V225L147 226L149 231H146H148L147 233L149 234L151 233V241L164 243L198 241L206 244L199 246L200 248L195 251V253H207L210 255L212 253H217L216 251L220 252L221 245L216 244L215 246L213 244V242L219 243L221 240H224L222 242L226 241L223 237L221 238V234L224 235L221 231H225V226L221 227V218L224 219L226 215L220 208L219 203L214 200L211 201L213 197H208L209 199L206 204L210 208L207 207L204 210L203 208L200 209L195 204L196 199L189 197L187 192H184L183 184H178L175 181L171 182V184L168 183L167 153H157L154 149L150 152V156H148L149 152L144 155L145 157L142 156L145 154L144 152H142V154L140 150H138L137 153L136 150L139 149L140 146L138 148L135 147L138 146L139 139L142 136L140 134L142 133L139 131V127L138 132H136V126H140L141 130H145V133L142 131L144 134L143 136L147 134L149 137L150 135L157 137L156 124L154 119H151L149 116L147 117L150 122L133 116L137 114L139 106H132V108L131 106L122 107V104L131 103V105H133V103L138 101V103L140 105L142 103V107L146 109V114H149V102H147L145 97L141 99V95L135 93L132 79L124 76L121 72L122 70L118 67L116 69L119 72H113L111 74V82L115 83L118 89L112 91L110 94L113 95L114 105L110 108V112L107 110L108 113L106 112L105 114L102 109L97 107L96 102L93 101V98L99 96L95 92L93 93V88L91 90L90 86L87 84V63L83 53H81L82 50ZM99 65L100 63H98V66ZM95 66H97L96 63ZM103 75L104 74L99 77L96 76V79L91 82L94 88H100V83L105 80L102 78ZM117 81H120V83ZM65 99H68V101H65ZM139 101H141V103ZM115 111H118V115H116L117 113L115 114ZM125 112L126 115L124 114ZM103 114L106 115V120H102L104 117ZM109 114L111 118L107 117ZM122 114H124V116ZM127 115L128 117L132 115V118H126ZM117 116L120 118V122L121 119H126V121L122 120L125 127L127 126L126 123L130 122L128 123V127H126L128 132H124L123 126H121L123 128H119L120 125H115L117 124V122H115L118 119H116ZM132 120L134 122H132ZM103 121H105V123H102ZM110 122L112 123L110 124ZM120 122L118 124H120ZM130 124L133 125V127L130 126ZM110 125L111 127L113 125L112 129ZM146 126L149 127L150 131L148 127L144 129ZM132 128L134 131L131 130ZM128 133L131 136L136 135L133 136L134 143L135 140L138 141V143H135V147L134 143L129 144L133 141L131 142V136L129 137ZM139 135L140 137L138 138L137 136ZM121 141H123V143H120ZM126 143L129 148L126 146ZM122 144L127 149L124 148ZM131 145H133V148L130 147ZM129 150L131 152H129ZM134 151L137 153V155H135L136 157L133 156V154H136ZM83 158L85 160H83ZM146 163L148 165H145ZM86 166L85 164L84 169L88 168ZM90 166H92V168ZM118 179H121V181ZM202 188L203 187H201V189ZM123 189H126V191ZM211 215L212 218L215 217L217 219L216 223H214V221L209 223L208 218ZM229 233L230 234L227 235L228 241L226 242L234 243L235 240H237V238L234 237L235 233H231L230 231Z\"/></svg>",
  "mask_w": 264,
  "mask_h": 264
},
{
  "label": "bare ground",
  "instance_id": "bare-ground-1",
  "mask_svg": "<svg viewBox=\"0 0 264 264\" xmlns=\"http://www.w3.org/2000/svg\"><path fill=\"white\" fill-rule=\"evenodd\" d=\"M154 1H159V0H154ZM154 1H153V0H147V7H148L150 10L152 9L153 2H154ZM160 1H161V2H164L163 0H160ZM160 1H159V2H160ZM171 1H172V0H171ZM190 1H191V0H190ZM190 1H189V2H190ZM200 1L202 2V0H200ZM200 1L197 0V2H200ZM203 1H204V0H203ZM209 1H213V0H209ZM149 2H150V3H149ZM176 2H177V0H176ZM197 2H196V3H197ZM201 2H200V4H199L200 7H199L198 4H197L198 7L195 6V5H193V6H191V9H192V7L202 8V7H201ZM205 2H206V1H205ZM205 2H204V4H205ZM154 3H155V2H154ZM168 3H169V0H168ZM191 3H192V2H191ZM209 3H210V2H209ZM218 3H219V2H218ZM149 4H150V5H149ZM163 4H164V3H163ZM185 4H187V3H185ZM204 4H202V5H204ZM214 4H215V3H214ZM214 4H213V5H214ZM220 4H221V3H220ZM170 5H171V4L169 3L168 6H170ZM172 5H173V4H172ZM188 5H190V3L187 4L186 6L184 5V7L186 8ZM191 5H192V4H191ZM211 5H212V4H211ZM211 5H210V6L207 5V6L210 8V7H212ZM222 5H223V4H221V6H222ZM226 5H227V8H226V10H223V11H224V12L227 11V13H228V17H227V20H228L227 24H228V25H227V27H228V29H229V31H228V32H229V35H228L229 40L226 41V44H225V45L228 46V43H229V45H230L229 49L231 48V50H229L228 53H230L231 55L228 54V53L224 50V55L222 54L221 58H222L223 56H226V54L231 56L230 63H232V65L230 66L231 68L229 67L230 69H229L228 71H230V73H232L231 75H233V78H234V80H233V81H234V84H232V85H233V87H232L233 90L231 91V92H233V95H234V103H233L234 106H232V107H234V111H235L236 113H238V114H243L242 116L245 117V118H247V120L245 119L246 121H250V122H251V121L257 119V117H255L254 115H253V116H250V117H247V116H248L247 114H248L249 112H254V113H256L257 110H258L259 108H262V107L264 108V0H226ZM160 6H161V5H160ZM173 6H175V2H174V5H173ZM173 6H172V7H173ZM205 6H206V5H204V7L202 8V9H204V10H202V9H201V10L197 9V10H199L200 13H201V11H202V12H208L207 10H209V8H207V10H206V9H205ZM216 6H219V5H215V7H216ZM221 6H220V7H221ZM162 7H163V6H162ZM172 7H171V8H172ZM215 7H214V9H215ZM189 8H190V7H189ZM168 9H169V8H168ZM183 9H184V8H183ZM186 9H187V11H189L188 8H186ZM211 9H212V8H211ZM214 9H212V10L214 11ZM217 9L220 10V8L217 7V8H216V11L213 13V16H214V17H218L217 19L220 20V17H219V16H220L221 14H220V13H219L220 15H219V14H218V15L215 14V13L217 12ZM223 9H224V8H223ZM184 10H185V9H184ZM184 10H182V11H184ZM193 10H194V9H193ZM205 10H206V11H205ZM219 10H218V11H219ZM168 11H169V10H168ZM185 11H186V10H185ZM169 12L172 13L171 11H169ZM210 12H211V10H209V13H210ZM224 12H223V13H224ZM170 13H167V14H170ZM173 13H175V12H173ZM173 13H172L171 15H173ZM190 13H191V11H190L189 13H187V14H189V15H188L189 17L187 16V18H191V16H193V14L190 16ZM192 13H194L195 20H197V23H198V24L200 23V21H201V22H204V21L207 19V18L205 19L204 16H203V14L201 13L202 16H203V19H205V20H204V21H203V19L201 20L202 17L200 18V20H198V19H196V18H197V15L195 16V14H197V13H199V12H192ZM200 13H199V16H198V17H200V15H201ZM217 13H218V12H217ZM182 14H184V13H182ZM182 14H179V15L183 16ZM210 14L212 15V13H210ZM171 15H170V16H171ZM176 15H177V14H176ZM185 15H186V14H185ZM204 15H205V14H204ZM206 15H208V17H209V14H208V13H206ZM215 15H217V16H215ZM174 16H175V15H174ZM181 16H180V17H181ZM213 16H212V17H213ZM180 17H179V19H181ZM205 17H206V16H205ZM214 17H213V18H214ZM171 18H172V20H173V18H174V20H175V19H178L177 17H173V16H171ZM183 18H185V17L183 16ZM213 18H212V19H213ZM222 18H223V17H222ZM155 19H156V18H155ZM192 19H193V17H192ZM209 19H210V20H209L210 23L214 26L216 23L214 22L215 24H213V22H211V18H210V17H209ZM217 19L215 20L216 22H217ZM150 20H152V19H150ZM184 20H186V18H185ZM184 20H183V23H186V22H184ZM189 20H191V19H189ZM195 20H191L190 22H192V21L195 22ZM176 21H178V20H176ZM212 21H213V20H212ZM173 22H174V21H173ZM173 22H172V24H173ZM181 22H182V21H181ZM190 22H188V23H190ZM205 22H206V21H205ZM197 23H196V24H197ZM218 23H219V22H218ZM174 24H176V26H173V25H172V27H174V29H171V30H175V28H176L178 31H180L181 28L178 29V28H179L178 23L175 22ZM186 24H187V23H186ZM186 24H183V25H186ZM198 24H197V28H198V26H199ZM221 24H222V23H221ZM221 24H220V25H221ZM180 25H181V24H180ZM190 25H191V23H190ZM206 25H207V24H206ZM223 25H224V24H223ZM177 26H178V28H177ZM193 26L196 27V25H194V23H193ZM202 26L204 27L205 25H202V23H201V27H202ZM209 26H211V25H209ZM217 26H218V25H217ZM225 26H226V25H225ZM185 27H186V26H185ZM185 27H184V28H185ZM191 27H192V26H191ZM195 27H193V28H195ZM201 27H200L199 29H201ZM203 27H202V28H203ZM205 27H206V26H205ZM218 27H219V26H218ZM218 27H216V28H218ZM187 28L190 29L189 25H188V27H186L185 29H187ZM219 28H220V27H219ZM205 29L207 30L208 27L205 28ZM205 29H202V30H200V31L203 32V30H205ZM177 30H176V32H177ZM183 30H184V29H183ZM183 30H181V31H183ZM187 30H188V29H187ZM187 30H186V31H187ZM193 30H194V29H193ZM196 30H197V29H196ZM208 30H209V29H208ZM208 30H207V31H208ZM217 30H218V29H217ZM220 30L223 31V30L220 28V29L218 30V32H221ZM186 31H185V32H186ZM207 31H204V32H203L204 34L201 32V34H203V35H199V34H198V35H199V36H202L201 38L203 39V36H205V34H206V36H207V33L209 32V31H208V32H207ZM210 31H211V29H210ZM171 32H172V31H171ZM198 32H199V30H198ZM205 32H206V33H205ZM218 32H216V33H218ZM182 33H183L182 35H184V32H182ZM209 33H211V32H209ZM209 33H208V34H209ZM172 34H173V33H172ZM175 34L177 35V33H175ZM180 34H181V33H179V36H180ZM187 34H188V31H187V33H185L184 36H185V38H186L187 36H188L187 38H189V36H190V39H188V40H187V39L184 40V39H185L184 36L181 35L182 38H184V39H182L184 42H185V41H188V43H189V40L191 41V37H192L193 35H194V38H192L193 41H196V42L198 41V42H199V40L201 39V38L197 37V38H199V40H195V39H196V38H195V34H193V35H187ZM189 34H190V32H189ZM214 34H215V33H214ZM173 35H174V34H173ZM186 35H187V36H186ZM209 35L212 36L211 34H209ZM226 35H227V34H226ZM226 35H225V36H226ZM177 36H178V35H177ZM177 36H176V37H177ZM196 36H197V35H196ZM206 36H205V37H206ZM214 36H215V35H214ZM222 36H224V35H222ZM174 37H175V35H174ZM176 37H175V38H176ZM171 38H173V37L171 36ZM207 38H209V37L207 36ZM212 38H213V36H212ZM222 38H223V37H222ZM202 39H201V40H202ZM226 39H228V38H225V40H226ZM201 40H200V42H201ZM202 41H204V39H203ZM206 41H207V42H206ZM208 41H209V45H210V41H211V40H205L204 42H205V43H208ZM170 42H171V43H170ZM173 42H174V41H173ZM176 42H178V39L176 40ZM176 42H174L173 46H172V45H169V44H172V41H169V44H166L167 46L169 45L170 47H171V46L173 47V51H172V48H171V50H170V49H169L170 47H168V49H169L171 52H173V53H174V51H175V50H174V45H176V44H175ZM184 42H183V43H184ZM213 42H215V40H214ZM186 43H187V42L184 43L185 45L181 43V47H183V50L185 49L184 46H186ZM188 43H187V47H188L189 45H190L189 47H192V46H193V47H192L193 49H195V48L197 47V49H196L195 51H197V50L199 49L198 47H200L201 50H202V49L205 50V49L207 48V49H208V52H207V50H205L206 52H204V51H203V52H202V51H201V52L197 51V52H199V53H201V54H202V53H204V54L206 53V56H208L207 53H209V49L212 48V47H214V46H212V45H215V44H216V43L213 44L212 41H211L212 45H211L210 47L207 45V46L209 47V48H208V47L200 46V45H202L203 42H201L200 45H199V43L196 44V46L193 45L192 42H191L190 44H188ZM177 44H178V43H177ZM179 44H180V39H179ZM179 44L175 46L176 49H179V48H177V46L180 47ZM203 44H204V43H203ZM220 44H221V43H220ZM198 45H199V46H198ZM216 45H217V44H216ZM194 46H195V47H194ZM217 46H218V45H217ZM227 46H226V47H227ZM181 47H180V49H182ZM187 47H186V48H187ZM189 47H188V51L192 50V48L190 49ZM201 47H202V48H201ZM222 47H223V46H222ZM222 47H221V48H222ZM204 48H205V49H204ZM227 48H228V47H227ZM227 48H226V49H227ZM189 49H190V50H189ZM200 49H199V50H200ZM222 49H223V48H222ZM183 50H181V53H182ZM176 51H177V50H176ZM176 51H175V52H176ZM193 51H194V50H193ZM193 51H192V52H193ZM215 51H216V53H217V51L219 52L220 50L217 49V47L215 46ZM215 51H214V52H215ZM222 51H223V50H222ZM227 51H228V50H227ZM155 52H156V51H155ZM184 52H185V51H184ZM184 52H183L182 54H185ZM225 52H226V54H225ZM153 53H154V52H153ZM159 53H160V52H159ZM163 53H164V51L162 52V54H163ZM186 53H187V51H186ZM199 53H197V54H199ZM211 53H212V52H211ZM211 53H210V54H211ZM219 53H221V51H220ZM219 53H217L216 56H219ZM222 53H223V52H222ZM187 54H188V53H187ZM190 54H191V52H190ZM194 54H195V52H194ZM194 54L191 55V56H193V57H192V59H190V60H193V63L196 62L197 58H198V59L200 58V56H197V57L195 58L196 60H195V62H194V57H195ZM197 54H195V55H197ZM201 54H199V55H201ZM210 54H209V56H211ZM213 54H214V53H213ZM213 54H212V56H213ZM174 55H175V54H174ZM178 55H181V54L178 53ZM178 55H176V56H178ZM188 55H189V54H188ZM188 55H184V58L189 59L191 56L187 58ZM202 55H203V54H202ZM163 56H164V55H163ZM165 56H167V55H165ZM176 56H174V58H175ZM182 56H183V55H182ZM185 56H186V57H185ZM203 56H204V55H203ZM203 56H202V57H203ZM206 56H204V57H206ZM209 56L206 57L205 60H208L207 58H209V60H210L211 57H209ZM214 56H215V55H214ZM216 56H215V57H216ZM158 57H159V56H158ZM179 57H180V56H179ZM179 57H178V58H179ZM204 57H203V58H204ZM219 57H220V56H219ZM155 58H156V57H155ZM169 58H170V57H168V59H169ZM176 58H177V57H176ZM176 58H175V59H176ZM178 58H177V60H178ZM181 58L184 59L183 57H181ZM203 58H202V59H203ZM213 58H214V57H213ZM221 58H220V59H221ZM227 58L229 59L230 57L228 56ZM227 58L224 59V57H223L224 60H222V61H220V62H225V60H226ZM162 59H163V57H162ZM200 59H201V58H200ZM202 59H201L200 61H202ZM216 59H217V58L213 59V62H216V61H215ZM165 60H166V58H165ZM205 60H203V61H205ZM169 61H170V59H169ZM169 61H168V62H169ZM171 61H173V60H171ZM179 61H181V60H178L177 62H179ZM184 61H185V59L180 63V64H181L180 68L182 67V63H183ZM197 61H198V60H197ZM203 61H202L201 63H203ZM210 61L212 62V60H210ZM210 61H209V62H210ZM164 62H166V61H164ZM168 62H167V63H168ZM211 62H210V65L207 64L208 62H207V63L204 62V63L207 64V66L212 67V68H213L212 71L215 73V72H216L215 70L217 69V68H215L216 65H215V63H214V64H211ZM218 62H219V60H218ZM220 62H219V63H220ZM170 63H172V62H170ZM173 63H176V62H173ZM198 63H200V62H198ZM198 63H197V64L195 63V64L198 65ZM201 63H200V65H201ZM216 63H217V62H216ZM219 63H218V64H219ZM163 64H165L166 70H168V68H169L170 66L167 67L168 64H167V66H166V63H163ZM184 64H186L185 66H188L187 63H185V62L183 63V67H184V68H187V67L184 66ZM188 64H189V62H188ZM226 64H227V62H226ZM169 65H170V64H169ZM175 65H176V67H177L178 64H175ZM175 65H172V67H170V68L172 69ZM202 65L204 66V64H202ZM212 65H213V66L215 65V66L213 67ZM228 65H230V64L228 63ZM189 66H190V65H189ZM193 66H194V65H193ZM207 66H205V67H207ZM165 67H163L164 70H165ZM176 67H175V68H176ZM183 67L181 68L182 70H183ZM195 67L197 68V66H195ZM210 67H209V69H211ZM157 68H158V65H157ZM175 68H174V69H175ZM192 68H193V67H192ZM199 68H200V67H199ZM214 68H215V69H214ZM225 68H226V67H225ZM225 68H224V69L222 68V69L225 70L224 72L227 73V71H226L227 68H226V69H225ZM171 69H170V70H171ZM176 69L179 70V67H177ZM176 69H175V70L172 69V70H173V71H178V70H176ZM203 69H204V68H203ZM203 69H202V66H201V68H200L199 70H201V72H202ZM205 69H206V68H205ZM207 69H208V68H207ZM220 69H221V68H220ZM152 70H153V69H152ZM170 70H168V71L171 72ZM184 70H188L189 73H193V72L195 73V70H196V69H193L192 72H190V71H191V67H190V70H189V68L184 69ZM197 70H198V69H197ZM168 71H163V73L165 72V73H164V74H165V77L163 76L164 79L162 78V80H166V79H167V83L170 84V85H172V81H173L175 78L172 80V77H174V76H173V73L171 72V73H170L171 76L169 75L170 78L167 76V77L169 78V79H168V78L166 77V73H167ZM212 71H210V72H212ZM153 72H154V71H153ZM169 72H168V74H169ZM182 72H183V73L185 74V76H186V71H185V72L182 71ZM196 72L198 73L199 71H196ZM203 72H204V71H203ZM210 72L207 73V74H211ZM213 72H212V74H211V77H210V75L208 76L205 72H204L205 74L203 73V74L205 75V77H206V75H207V77H209V80H207V77H206V79H204V82H205V83H206L205 80H207V81H209V82H207V83L211 84L210 82H212V80L210 81V78L213 79V77H212V76H213ZM218 72H219V71H218ZM224 72H222V74H223ZM176 73H177V72H175L174 74H176ZM189 73H188V74H189ZM194 73H193V75H195ZM219 73H220V72H219ZM230 73H229V74H230ZM153 74H154V73H153ZM164 74H162V75H164ZM178 74H181V73L179 72ZM178 74H176V76H177ZM188 74H187V75H188ZM203 74L200 75V77L203 76ZM220 74H221V73H220ZM229 74H225V77H226L225 79H227V76H226V75H229ZM162 75H161V76H162ZM190 75H192V74H190ZM216 75H217V72H216ZM223 75H224V74H223ZM231 75H230V76H231ZM179 76H182V77H180V79H183V77H184L183 75H179ZM217 76H220V75H217ZM187 77H188V76H187ZM190 77H191V76H190ZM195 77H196V75H195ZM197 77L199 78V74H198ZM214 77H215L214 79H218V78H216V76H214ZM221 77H222V76H221ZM221 77H220L219 79H221L220 81H223L224 78H223V80H222ZM165 78H166V79H165ZM178 78H179V77H177L176 80L173 81V85H174L175 82H176V84H180V83H177ZM185 78H186V77H185ZM231 78H232V77H231ZM233 78H232V79H233ZM0 79H1V78H0ZM186 79H187V78H186ZM189 79H190V78H189ZM192 79H194L193 81H195V80H198V81H199V79H201L200 81H202V78L195 79V78H192V77H191V81H190L191 83H189V80H188V83H185V84H186V85H187V84H188V85H189V84H190V85L193 84ZM228 79H229V78H228ZM228 79H227V80H228ZM5 80H6V79H5ZM5 80H4V81L2 80V81L5 83ZM169 80H170V81H169ZM171 80H172V81H171ZM184 80H185V79H184ZM227 80H225V81H227ZM7 81H10L9 78L7 79ZM15 81H17V79H16ZM18 81H19V80H18ZM35 81H36V80H35ZM38 81H39V80H38ZM179 81H181V80H178V82H179ZM200 81H199V84H200ZM220 81H217V80L214 81V80H213L212 83L215 84L216 82L218 83V82H220ZM225 81H224V82H225ZM13 82H14V81L12 80V84H13ZM21 82H22V81H21ZM23 82H24V80H23ZM165 82H166V81H165ZM165 82H164V83H165ZM169 82H170V83H169ZM182 82H185V81L182 80L181 83H182ZM196 82H197V81H196ZM224 82H221V84H218V86H219V85H222V86H224V88H223L222 86H221L222 88H221L220 86H219V88H221V89H225V85H228V84L223 85ZM231 82H232V81H231ZM0 83H1V82H0ZM8 83H9V85H10V84H11V81H10V82H7V86H8ZM15 83H16V82H15ZM18 83L20 84V82H18ZM18 83H17V84H18ZM24 83H25V82H24ZM197 83H198V82H197ZM197 83H194V84L192 85V87H193L195 84H197ZM205 83H203V81H202V83H201V84H202V87H203V84H205ZM217 83H216V84H217ZM225 83H226V82H225ZM232 83H233V82H232ZM2 84H3V83H1V85H2ZM17 84H16V86H17ZM21 84H22V83H21ZM21 84H20V85H21ZM29 84H30V83H29ZM37 84H38V82H37ZM162 84H163V83H162ZM165 84H166V83H165ZM176 84H175V86H176V88H177V85H176ZM199 84H198V86H199ZM209 84H207V85H209ZM216 84H215V85H216ZM20 85H19V87H22V86H23V84H22V86H20ZM24 85H25V84H24ZM26 85H27V84H26ZM30 85H32V82H31ZM180 85L182 86V84H180ZM190 85L187 86V87H190ZM207 85H205V86H207ZM211 85H212V86H211ZM211 85H210V86H211L212 88L209 86V88H207V89H210V88H211V89H215V88L213 87L214 85H213V84H211ZM230 85H231V84H230ZM232 85H231V86H232ZM27 86H28V85H27ZM27 86H24V87H23V88H26V89H24V90H26V92H24V91H22L23 89H22V90H20V88H19V89H16V88H15V84H14L13 86L10 85V87H12V88L14 87V89H15L16 91H17V90H19V92L22 91L21 94H23V95H24L25 93H27V91H28V90H27ZM32 86H33V85H32ZM32 86H31V91H33L32 88L37 87V85H36V86L34 85L35 87H32ZM166 86H167V84H166ZM168 86H169V85H168ZM195 86H196V85H195ZM195 86H194V89H197ZM218 86L216 85V87H218ZM231 86H230L229 88H231ZM4 87H5V85H4ZM8 87H9V86H8ZM171 87H172V86H171ZM179 87H180V86L178 85V88H179ZM183 87H184V91H185V90H186V89H185L186 86L183 85ZM183 87H182V89H183ZM187 87H186V88H187ZM202 87H201V88H202ZM1 88H2V87H1ZM159 88H160V87H159ZM167 88H168V87H167ZM199 88H200V87H199ZM199 88H198V89H199ZM205 88H206V87H205ZM205 88H203V89H205ZM14 89H10V90H12L11 92H14V91H15ZM28 89H29V87H28ZM36 89H37V88H36ZM36 89H35L34 91H36ZM171 89H172V88H171ZM192 89H193V88H191V90H192ZM207 89H206V90H207ZM13 90H14V91H13ZM117 90H118V89H117ZM164 90H165V87H164ZM180 90H181V87H180ZM200 90H201V89H199L198 92H200ZM42 91H45V90H42ZM181 91H182V90H181ZM184 91H183V94H184ZM186 91H187V90H186ZM186 91H185V92H186ZM194 91H195V90H194ZM201 91H202V90H201ZM207 91H208V90H207ZM207 91H206V92H207ZM210 91H211V90H210ZM215 91H216V89H215ZM215 91H214V92H215ZM219 91H220V90H218V92H219ZM227 91H228V90H227ZM227 91H226V92H227ZM9 92H10V91H9ZM19 92L17 91V92H16L17 94L14 92V94L18 95ZM23 92H24V93H23ZM117 92H118V91H117ZM169 92H170V91H169ZM171 92H172V90H171ZM195 92H197V91H195ZM195 92H193V93H195ZM204 92H205V90L203 91V93H204ZM206 92H205V93H206ZM226 92H225V93H226ZM33 93H34V92H31V94H30V89H29L28 94L25 95V96L29 97V94H30V96H31ZM35 93H37V91H36ZM35 93H34L33 95H35ZM43 93H45V92H43ZM173 93H174V92H173ZM173 93H172V94H173ZM176 93H177V92H176ZM205 93H204V94H205ZM212 93H213V92H211V94H212ZM2 94H3V93H2ZM2 94H0V95L2 96ZM14 94L12 93L11 95H14ZM46 94H47V92H46L44 95H46ZM172 94H171V96H172ZM188 94H189V96L192 95V94L190 93V91H188ZM196 94H197V93H196ZM229 94H230V93H229ZM3 95H4V94H3ZM23 95H20V94H19V97H21V96H23ZM173 95H174V94H173ZM197 95H198V94H197ZM197 95H196V96H197ZM208 95L210 96V92H208ZM214 95H215V94H214ZM214 95H213V96H214ZM218 95H219V94H218ZM220 95H221V97L224 98V95H223V96H222V94H220ZM9 96H10V95H9ZM9 96H6V95H5V97H8L7 100H5L4 97H3V99L5 100L4 102L7 101L8 105H10L11 102H12V99H11V102H10V104H9V102H8V101H10V100H9V98H10ZM105 96H106V95H105ZM117 96H118V95H117ZM174 96H175V95H174ZM177 96H178V95H177ZM177 96L175 97V100H177ZM185 96H187V95H185ZM185 96H184V97H185ZM192 96H193V95H192ZM192 96H190V98H191ZM196 96H195V97H196ZM199 96H201V95H199ZM203 96H205V95H203ZM203 96H202V98H203ZM225 96H226V95H225ZM227 96H228V95H227ZM231 96H232V95H231ZM19 97H18V99H20ZM32 97H33V96H31L30 98H28L27 101H28V102H29V101L31 102L32 100H30V99H32ZM45 97H46V96H45ZM47 97H48V94H47ZM47 97L44 98V99H47ZM165 97H166V96H165ZM180 97H181V96H180ZM184 97H183V98H184ZM13 98H14V96H13ZM23 98H24V97H23ZM48 98H49V97H48ZM109 98H110V97H109ZM173 98H174V97H173ZM181 98H182V97H181ZM188 98H189V97H188ZM193 98H194V97H193ZM197 98L199 99L198 96H197ZM205 98H206V97H205ZM205 98H204V99H205ZM216 98H217V99H220V98H218V96H217ZM216 98H215V99H216ZM35 99L37 100V97H36V98L33 97V100H35ZM118 99H119V98H118ZM206 99H207V98H206ZM16 100H17V99H16ZM36 100H35V102H36ZM49 100H50V99H47V101H49ZM121 100H122V99H121ZM182 100H183V99H182ZM189 100H190V99H189ZM191 100H192V99H191ZM201 100H202V99H201ZM201 100H200V101H201ZM211 100H214L212 96H211ZM225 100H226V99H225ZM225 100H224V101H225ZM27 101H25V103H26ZM184 101H185V99H184ZM187 101H188V100H187ZM207 101H208V99H207ZM4 102H3V103H4ZM17 102H18V101H17ZM28 102H27V103H28ZM175 102L178 103V102H180V101H175ZM181 102H183V101H181ZM190 102H191V101H190ZM194 102H195V101H194ZM198 102H199V101H198ZM214 102H215V101H213V103H214ZM216 102H217V101H216ZM216 102H215V103H216ZM220 102H221V104H222V101H221V100H220ZM226 102H229V100H227ZM1 103H2V102H1ZM18 103H19V102H18ZM27 103H26V104H27ZM31 103L33 104V102H31ZM185 103H186V102H185ZM187 103H188V102H187ZM196 103H197V102H196ZM196 103H194V105H195ZM201 103H202V102H201ZM201 103H199V104H201ZM207 103H209V101H208ZM218 103H219V100H218ZM229 103L231 104V102H229ZM20 104H21V103H20ZM26 104H25V106H28V105H26ZM35 104H36V106L33 104V106H34L35 108H37V107L40 106V105L38 104V102H36ZM37 104H38L39 106H37ZM138 104H139V103H138ZM170 104H171V103H170ZM183 104H184V102H183ZM191 104H192V103H191ZM216 104H217V103H216ZM221 104H220V105H221ZM230 104H229V105H230ZM3 105H4V104H3ZM188 105H189V104H188ZM203 105H204V102H203ZM217 105H218V104H217ZM18 106H19V105H18ZM33 106H32V107H33ZM173 106H174V104L172 105V107H173ZM176 106H177L176 108H178L179 105H176ZM182 106H184V105H182ZM186 106H187V104H186ZM205 106H206V105H205ZM208 106H209V104H208ZM9 107H10V106H9ZM14 107H17V106H14ZM19 107L21 108V106H19ZM22 107H23V106H22ZM30 107H31V105H30ZM30 107L27 108V109H30ZM169 107H170V106H169ZM174 107H175V106H174ZM188 107H189V106H188ZM190 107H191V105H190ZM194 107H195V106H194ZM200 107L202 108V105H201ZM212 107L214 108L215 106H212ZM212 107L209 106V108H211V109H212ZM218 107H219V105H218ZM221 107H222V105H221ZM20 108H19V109H20ZM35 108H33V109L35 110ZM40 108H41V107H39V109H40ZM131 108H132V107H131ZM180 108H181V105H180V107H179V110H180ZM192 108H193V106H192ZM197 108H198V107H197ZM215 108H216V107H215ZM224 108H225V107H223L222 109H224ZM227 108H228V107H227ZM2 109H3V107L0 108V110H2ZM8 109H9V108H8ZM25 109H26V108H25ZM25 109H24V111L26 112L27 110H25ZM45 109H46V108H41L42 111L44 110V113H42L41 110H38V111H39V114H38V113H37V114L40 116V115H41V114H40V111H41V113H42L43 115H46V114H47V116H48L49 112H48V113L45 112ZM127 109H128V108H127ZM127 109H126V110H127ZM173 109H175V108H173ZM181 109H182V108H181ZM185 109H186V108H185ZM190 109H191V108H190ZM202 109H205V107L202 108ZM30 110H31V111H29V110H28V111H29L30 113L32 112V115H33V113H34L33 110H32V109H30ZM104 110H107V109L104 108ZM109 110H110V109H108V111H109ZM170 110H171V108H170ZM175 110H177V109H175ZM186 110H187V109H186ZM192 110H193V109H192ZM192 110H191V111H192ZM209 110H210V109H209ZM209 110H208V111H209ZM262 110H264V109H262ZM22 111H23V109H22ZM28 111H27V113H28ZM129 111H130V110H129ZM182 111H184V110L182 109ZM193 111H194V113H195V109H194ZM208 111H207V112H208ZM218 111H219V110H218ZM218 111H217L216 113H218ZM222 111H223V110H222ZM2 112H3V110H2ZM8 112H9V111H8ZM11 112H12V111H11ZM36 112H37V111H36ZM36 112H35V113H36ZM104 112H105V114H106L107 111H104ZM109 112H110V111H109ZM111 112L113 113L112 110H111ZM120 112H121V110H120ZM132 112H133V111H132ZM171 112H172V111H171ZM176 112H177V111H176ZM188 112H189V111H188ZM205 112H206V110L203 112V114H204ZM219 112H221V109H220ZM263 112H264V111H263ZM14 113H15V112H14ZM18 113H19V112H18ZM23 113H24V112H23ZM23 113H22V114H23ZM107 113H108V112H107ZM116 113H117V114H116ZM122 113H123V112H122ZM127 113H128V111H127ZM142 113H143V112H142ZM178 113L180 114V111H179ZM199 113H200V112H199ZM209 113H210V112H209ZM212 113H213V112H212ZM212 113H211V114H212ZM221 113L226 117V112H224V113L221 112ZM221 113H220V114H221ZM231 113H232V117H231L232 120H231V119H230V120H231V122H233V121L236 119V117H238V116L235 115V113H234V115H235V119L233 120V118H234L233 116H234V115H233V112H231ZM259 113H261V112H259ZM115 114L118 115V111H117V112L115 111ZM124 114L126 115V112H125ZM124 114H122V115L124 116ZM172 114L174 115V113H172ZM181 114H182L181 117H180V116H179V117L177 116V117L179 118L178 121L176 120L177 122H180L181 118H183V116H185V115L183 114V112H181ZM185 114H186V113H185ZM187 114H188V113H187ZM187 114H186V115H187ZM220 114L218 113L217 115H220ZM256 114H257V113H256ZM263 114H264V113H262V115H261L262 118H263ZM2 115H3V114H2ZM4 115H5V114H4ZM6 115H7V114H6ZM6 115H5V117H8V116H6ZM8 115H10V113H9ZM13 115H14V114H13ZM13 115H10L9 117L13 118V117H14ZM16 115H18V114H16ZM26 115H28V114H26ZM29 115H30V114H29ZM43 115H41V116L43 117ZM103 115H104V114H103ZM132 115H133V114H132ZM132 115H130L129 117H128V115H127L126 118H127V117H128V118H132V117H131ZM139 115H140V114H139ZM142 115H143V114H142ZM176 115H177V114H176ZM176 115H174V116H176ZM194 115L196 116L197 114L195 113ZM200 115H201V113H200ZM206 115H207V114H206ZM212 115H213V114H212ZM214 115H215V112H214ZM0 116H1V115H0ZM22 116H23V115H22ZM47 116H45V118H46ZM105 116H106V115H104V117L102 116L103 118L101 117L102 120H106V119H105V118H106ZM119 116H120V114H119ZM123 116H122V117H123ZM133 116H135V115H133ZM136 116H137V114H136ZM190 116L192 117V115H190ZM190 116H189V117H190ZM198 116H199V115H198ZM207 116H208V115H207ZM221 116H222V115H221ZM230 116H231V115H228V114H227V117H230ZM256 116H257V115H256ZM1 117H2V116H1ZM24 117H25V116H24ZM33 117H34V116H33ZM48 117L51 118L50 116H48ZM48 117L46 118L47 120L49 119ZM107 117H110V114H109ZM141 117H142V116H141ZM177 117H176L175 119H177ZM189 117H188V118H189ZM191 117H190V120L192 121ZM200 117H201V116H200ZM200 117H199V119H200ZM209 117H211V115H210ZM214 117H215V116H214ZM216 117H217V116H216ZM219 117H220V116H218V118H219ZM11 118H10V120H11ZM16 118H18V116H16ZM20 118H21V117H20ZM20 118H19V119H20ZM28 118H30V119H27V118H25V119H27L28 121H30L32 117H28ZM43 118H44V117H43ZM45 118H44V119H45ZM110 118H111V117H110ZM117 118H118V119H117ZM123 118H125V117H123ZM137 118H140V117L137 116ZM203 118L205 119V117H203ZM203 118L200 119V120L198 119V120L201 121V120H203ZM238 118H239V117H238ZM262 118H261V119H262ZM3 119H5V118H3ZM7 119H9V118H7ZM14 119H15V118H14ZM25 119H24V118L22 119V120H24V122H23L24 124L22 123V121H19V122H20L21 124H23V125L26 126L27 123H26ZM32 119H33V118H32ZM46 119H45V120H46ZM107 119H108V118H107ZM112 119H113V118H112ZM116 119H117L118 121H117V120L115 121V122H117V124H115V125H116V126H117V125H120V127L118 126L119 128H123V127H124V128H123V129L125 130L124 132H128V131H127L128 129H126V127H128V125H129L128 123H130V122H127V123L125 122V123L127 124V126L125 127V126H124V123L122 122L123 119H121V122H120V120H119L120 118H119L118 116L116 117ZM195 119H197V118H194L193 120H195ZM223 119H224V118L222 117V118H220L219 120H223ZM258 119H259V118H258ZM258 119H257V120H258ZM0 120H2V119L0 118ZM33 120H34V119H33ZM55 120H56V118H55ZM124 120L126 121V119H124ZM124 120H123V121H124ZM128 120H129V119H128ZM139 120H140V119H139ZM139 120H138V121H139ZM182 120H183V119H182ZM210 120H212V119H210ZM215 120L217 121V119H215ZM219 120H218V121H219ZM224 120H225V119H224ZM226 120H227V119H226ZM226 120H225V121H226ZM238 120H239V119H238ZM7 121H8V120H7ZM13 121H14V120H13ZM13 121H11V122H13ZM15 121H16V120H15ZM49 121H50V119H49ZM51 121H52V120H51ZM112 121H113V120H112ZM129 121H130V120H129ZM135 121H137V120H135ZM145 121H146V120H145ZM199 121H198V122H199ZM205 121H206V120H205ZM205 121H204V122H205ZM225 121H224V123L222 122V126H223L224 124H226ZM228 121H229V119H228ZM262 121H263V120H262ZM11 122H10V126H12V125H15V126L17 125V126H18V124H20V123L18 122V124H12V125H11ZM30 122H32V120H31ZM34 122L37 123L36 120L33 121V123H34ZM46 122H47L46 125L48 124V126H53V124H54V123H52V122H49V123H52V125H49L48 121H46ZM119 122H120V124H118ZM132 122H134V121L132 120ZM198 122H197V124H198ZM201 122H202V121H201ZM206 122H207V121H206ZM206 122H205V123H206ZM208 122H209V121H208ZM229 122H230V121H229ZM234 122H235V121H234ZM240 122H241V121H240ZM257 122H258V121H257ZM257 122H256V125H257ZM3 123H4V122H2V123L0 124L1 127H2V125H4ZM5 123H6V121H5ZM7 123H8V122H7ZM15 123H17V121H16ZM28 123H29V122H28ZM102 123H105V121H103ZM111 123H112V122H110V124H111ZM113 123H114V122H113ZM135 123H136V122H135ZM135 123H134V124H135ZM137 123H138V122H137ZM146 123H147V122H146ZM182 123H183V122H182ZM190 123H191V122H190ZM213 123H214V121H213ZM217 123H218V122H217ZM220 123H221V122H219V123L217 124V125H218L217 128H218V127H221V126H220V125H221ZM261 123H262V122H261ZM263 123H264V121H263ZM263 123H262V124H263ZM34 124H35V123H34ZM40 124H41V122H40ZM43 124H44V123H42L41 125H43ZM106 124H107V123H106ZM106 124H105V125H106ZM121 124H123V125H121ZM138 124H139V123H138ZM143 124H145V123H143ZM185 124H186V126H187L186 121H185ZM185 124H181V123H180V124H179V127H182V125L185 126ZM197 124H196L195 127L198 126ZM210 124L212 125V123H210ZM215 124H216V122H215ZM219 124H220V125H219ZM233 124H234V123H233ZM237 124H238V121H237ZM243 124H244V122H243ZM251 124H252V123H251ZM29 125L32 126L33 124H32V125L29 124ZM37 125H38V124H37ZM135 125H136V124H135ZM141 125H142V124H141ZM147 125H148V123H147ZM192 125H193V124H192ZM211 125H210V129H211ZM238 125H240V123H239ZM244 125H245L244 127L247 128V127H246V124H244ZM252 125H253V124H252ZM256 125H255V126H256ZM43 126H44V125H43ZM43 126H42V127H43ZM48 126H46V127H47L46 129H49V128H50V127L48 128ZM54 126H55V125H54ZM57 126H59V125H57ZM121 126H123V127H121ZM130 126L133 127V125H131V124H130ZM144 126H145V125H144ZM234 126H235V124H234ZM241 126H242V125H241ZM253 126H254V125H253ZM255 126H254V127H255ZM259 126H260V125H259ZM35 127H36V126H35ZM37 127H40V126L38 125ZM104 127H105V126H104ZM112 127H113V125H112ZM112 127H111V125H110V128H111V129H112ZM136 127H137V129H136L137 131H136V130H135V131L138 132V127H139V131H141V133H142V134H140V135L143 136V135H144L143 132L145 133V130H141L140 126H136ZM136 127H135V128H136ZM147 127H148V126H146L144 129H146ZM189 127H191V126L189 125ZM206 127H207V128H206ZM206 127L204 126V128H202V130H203V129H208V130H210V129L208 128V123H207V126H206ZM215 127H216V126H215ZM215 127H214V128H215ZM224 127H226V126H224ZM224 127H223V129H222V127H221V129H222V130L226 129V131L224 130L225 132H224V131H221V130L219 129L222 133H223V132H224V133L227 132V129H228V128H224ZM8 128H9V127H8ZM13 128H14V127H13ZM17 128H19V126H18ZM20 128H22V126H20ZM20 128H19V129H15V133H16V131H17V132H18V131H21ZM53 128H54V127H53ZM53 128H52V129H53ZM105 128H106V127H105ZM129 128H130V127H129ZM184 128H188V126H187V127H184ZM184 128H183V133L186 132V131H184V130H185ZM191 128H192V127H191ZM198 128H199V127H198ZM214 128H213V129H214ZM250 128H251V127H250ZM0 129H2V128H0ZM22 129H23V128H22ZM27 129H29V128H27ZM37 129H40V128H37ZM52 129H51V130H52ZM59 129H61L60 131L63 132V130H62L61 127H59ZM148 129H149V127H148ZM234 129H236V128H234ZM261 129H262V128H261ZM30 130H32V129H30ZM44 130H45V127H44ZM44 130H43V128L41 129V131H44ZM49 130H50V129H49ZM49 130H48V132H49ZM53 130L58 131V129H55V128H54ZM121 130H122V129H121ZM131 130L134 131L133 128H132ZM181 130H182V129H181ZM196 130H197V129H196ZM199 130H200V129H199ZM215 130H216V128H215ZM238 130H239V127H238ZM240 130H241V129H240ZM240 130H239V131H240ZM245 130H247V129H245ZM245 130H244V131H245ZM250 130H251V129H250ZM252 130H253V128H252ZM263 130H264V129H263ZM4 131H5V130H4ZM4 131H3V135L5 134ZM8 131H9V130H8ZM34 131H36V132L38 133V131H37L36 129L33 130V132H34ZM41 131H40V132H41ZM46 131H47V130H46ZM46 131H45V135L48 133V132H46ZM60 131H59V132H60ZM107 131H108V127H107ZM142 131H143V132H142ZM149 131H150V129H149ZM188 131H189V130H188ZM190 131H191L190 133L192 134V132H193L192 129H191ZM205 131H206V130H205ZM205 131H204V133H205ZM211 131H212V130H211ZM239 131H237V132H239ZM36 132H35V134H36ZM40 132H39V133H40ZM110 132H111V131H110ZM130 132H131V131H130ZM146 132H147V131H146ZM194 132H195V129H194ZM212 132H213V131H212ZM216 132H218V131H216ZM237 132H235V133H237ZM9 133H10V132H9ZM13 133H14V132H13ZM29 133H30V132H29ZM49 133H50V134H53L54 131H53V133H52V131L49 132ZM108 133H109V131H108ZM139 133H140V132H139ZM206 133H207V131H206ZM224 133H223V134H224ZM230 133H231V132H230ZM239 133H241V132H239ZM11 134H12V132H11ZM26 134H27V133H26ZM26 134H25V135H26ZM32 134H33V133H32ZM50 134H48V135H50ZM62 134H64V133H62ZM111 134H112V133H111ZM113 134H114V133H113ZM126 134H127V133H126ZM187 134H189V133L187 132ZM187 134H185V138H186V136H188ZM208 134H209V133H208ZM208 134H207V135H208ZM226 134H228V132H227ZM232 134H233V133H232ZM242 134H243V133H241V136H242ZM12 135H14V134H12ZM18 135H19V134H18ZM18 135H17V136H18ZM41 135H42V140H43V139H44V138H43V135H44V134H41ZM48 135H47V137H48ZM55 135H56L55 137H54V135H51V137H53L54 139H55V138H58L56 133H55ZM58 135H59V142H61L62 140H61L60 138H61V136H63V135H61V133L58 134ZM76 135H77V134H76ZM128 135H129V133H128ZM140 135L137 136V137L139 138ZM189 135H190V134H189ZM202 135H203V134H202ZM205 135H206V134H205ZM210 135H213V134H210ZM210 135H209V137H210V139H211L212 137H211ZM221 135H222V134H220L219 136H221ZM224 135H225V134H224ZM245 135H247V134H245ZM249 135H250V134H249ZM249 135H247L246 138L249 137ZM15 136H16V135H15ZM36 136H37L38 138L40 137V135H39V136L36 135ZM130 136H131V135H129V137H130ZM133 136H136V135H133ZM133 136H131V142L133 141ZM142 136H141V137H142ZM194 136H195V135H194ZM197 136H198V135H197ZM197 136H196V137H197ZM213 136H214V135H213ZM215 136H216V135H215ZM225 136H226V135H225ZM231 136H232V135H231ZM250 136L252 137V135H250ZM253 136H255V134H254ZM256 136H257V135H256ZM5 137H6V136H4V138H5ZM11 137H13V136H10L9 139L6 137V138L8 139V141H6L8 144L10 143V139H11ZM18 137H20V136H18ZM22 137H23V136H22ZM37 137H35V138H37ZM45 137H46V136H45ZM145 137H147V135H146ZM145 137L143 136V138H144L146 141H149V140H150V139L147 140L148 138L146 139ZM196 137H194V138H196ZM216 137H217V136H216ZM216 137H215V138H216ZM238 137H239V134H238ZM244 137H245V136H243L242 139L247 140V139L244 138ZM4 138L1 137V139H3V141L5 142ZM13 138H16V139H17V137H13ZM26 138H27V137H26ZM49 138H50V137H48L47 139H49ZM53 138H52V139H53ZM117 138H118V137H117ZM117 138H116V139H117ZM221 138H222L223 140L227 141L228 138H229V135H228L227 140L224 139L223 137H221ZM225 138H226V137H225ZM252 138H253V137H252ZM252 138L249 137V139H248L249 141L252 140V141L250 142V144H252V143L254 144L253 141H255V139H256V138H255V139L253 140ZM16 139H15V140H16ZM18 139H19V138H18ZM18 139H17V140H18ZM20 139H21V138H20ZM22 139L24 140V138H22ZM22 139H21V143H22ZM47 139H44V140H47ZM119 139H121V138H119ZM134 139H135V138H134ZM188 139L190 140L189 137H188ZM196 139H197V138H196ZM198 139H199V138H198ZM213 139H214V138H213ZM218 139H219V137H218ZM218 139H216L217 142H218ZM257 139H258V138H257ZM12 140L14 141V139H12ZM12 140H11V141H12ZM28 140H29V139H28ZM39 140H40V139H39ZM44 140H43V142H45ZM50 140H51V139H50ZM55 140H56V143H57V142H58L57 139H55ZM55 140H54V141H55ZM60 140H61V141H60ZM117 140H118V139H117ZM139 140H140V139H139ZM189 140H188V141H189ZM192 140H193V139H192ZM194 140H195V139H194ZM199 140H200V139H199ZM201 140H202V139H201ZM26 141H27V140H26ZM35 141H36V140H35ZM35 141H34V143H36ZM124 141H125V140H124ZM202 141H203V140H202ZM249 141H247V142H249ZM258 141H259V140H258ZM16 142H17V141H16ZM19 142H20V140H19ZM27 142H28V141H27ZM29 142H30V140H29ZM29 142H28V144H29ZM31 142H33V141H31ZM37 142H38V140H37ZM43 142H42V143H43ZM118 142H119V140H118ZM125 142H126V141H125ZM136 142L138 143V141L135 140V143H136ZM140 142H141V140H140ZM140 142H139V143H140ZM192 142H193V141H192ZM197 142H198V141H197ZM241 142L243 143L242 140H241ZM13 143H14V142H13ZM40 143H41V142H40ZM52 143H53V142H52ZM54 143H55V142H54ZM120 143H123V141H121ZM133 143H134V141H133L132 143H129V144H133ZM135 143H134V147H135ZM225 143H226V142H225ZM242 143H240V144H242ZM260 143H261V141H260ZM263 143H264V141H263ZM36 144H38V143H36ZM124 144H125V143H124ZM208 144H210V143H208ZM217 144H219V143H217ZM217 144H216V147L218 146ZM230 144H231V141H230ZM230 144L228 143V144H224V145H230ZM232 144H233V143H232ZM244 144L246 145L245 148L248 149V147H249V146H247L248 143L245 142ZM244 144H243V145H244ZM250 144H249V145H250ZM4 145H5L6 148L9 147L6 143H4ZM6 145H7L8 147H7ZM29 145H30V144H29ZM54 145H55V144H54ZM122 145H123V144H122ZM127 145H128V144L126 143V146H127ZM140 145L142 146V143L138 144V146L135 147V148H138ZM221 145L223 146V144H221ZM238 145H239V144H238ZM238 145H237V146H238ZM243 145H242V146H243ZM254 145H255V144H254ZM262 145H263V144H262ZM10 146H11V144H10ZM18 146H19V145H18ZM18 146H17V148L19 149ZM31 146H33V145H31ZM123 146H124V145H123ZM132 146H133V145H131L130 147H132ZM58 147H60V146H58ZM81 147H82V146H81ZM127 147H128V146H127ZM143 147H145V146H143ZM193 147H194V146H193ZM200 147H201V146H200ZM225 147H226V146H225ZM250 147H251V145H250ZM262 147H263V146H262ZM36 148H37V147H36ZM39 148H42V147H39ZM43 148H46V145H45V147H43ZM56 148H57V147H56ZM124 148H126V147L124 146ZM128 148H129V147H128ZM132 148H133V147H132ZM135 148H134V149H135ZM146 148H147V147H146ZM195 148H196V147H194V150H195ZM223 148H224V147H223ZM228 148H229V146H228ZM231 148L233 149V147H231ZM258 148L260 149V147L257 146V150H258ZM9 149H10V148H9ZM11 149H12L11 151H13V146L11 147ZM18 149H17V150H18ZM29 149H30V148H29ZM29 149H28V151H29ZM49 149H51V148H49ZM57 149H58V148H57ZM57 149H56V151H57ZM82 149H83V148H82ZM126 149H127V148H126ZM140 149H141L140 152L142 153V152H144V150H142V149H145V148H141V147H140L139 149L136 150L137 153H138V150H140ZM147 149H148V148H147ZM197 149H198V148H197ZM247 149H246V150H247ZM249 149H250V148H249ZM6 150H8V149H5V151H6ZM31 150H32V148L30 149V151H31ZM194 150H193V151H194ZM213 150H214V149H213ZM229 150H230V149H229ZM241 150H243V149H241ZM241 150H240V152H239L240 154L242 153ZM244 150H245V149H244ZM253 150H254V151H257L255 147H254ZM261 150H262V149H261ZM0 151H1V150H0ZM5 151H3V152H5ZM26 151H27V149H26ZM26 151H25V153L28 152V151H27V152H26ZM45 151H46V149H45ZM48 151H49V150H48ZM56 151H55V152H56ZM136 151H134V153H136ZM199 151H200V148H199ZM217 151H218V150H217ZM248 151H251V150H248ZM248 151H247V152H248ZM254 151H253V155H256V154H254ZM259 151H260V150H259ZM9 152H10V150H9ZM9 152L7 151V153H9ZM46 152H47V151H46ZM57 152H58V151H57ZM60 152H61V147H60ZM60 152H59V153H60ZM129 152H131V151L129 150ZM145 152L148 153V151H146V150H145ZM145 152H144V153H145ZM201 152H204V151L202 150ZM221 152H222V150H221ZM230 152L233 153V150H231ZM243 152H244V151H243ZM247 152H245V153H247ZM260 152H261V151H260ZM263 152H264V151H263ZM5 153H6V152H5ZM14 153H15V152H14ZM22 153H23V150H22ZM22 153L20 152L21 155H20V157H19L18 159L16 158L17 160L29 156L28 153H27L26 156L24 155L25 157H21V156H22ZM30 153H31V152H30ZM44 153H45V152H44ZM59 153H58V154H59ZM77 153H78V151H77ZM85 153H86V152H85ZM85 153H84V154H85ZM137 153H136V154H133V156L136 157L135 155H137ZM216 153H217V152H216ZM257 153H258V152H257ZM3 154H4V153H3ZM32 154H33V153H32ZM35 154H36V153H35ZM35 154H34V155H35ZM84 154H83V155H84ZM148 154H149L148 156H150V152H149ZM198 154H199V153H198ZM204 154H205V152H204ZM204 154H203V156H204ZM234 154H235V153H234ZM236 154H237V153H236ZM251 154H252V153H251ZM251 154H248L247 157H250V158H251ZM261 154H262V152H261ZM8 155H10V154H8ZM11 155H13V154L11 153ZM59 155H61V154H59ZM144 155H146V153L143 154L142 156H144ZM205 155H206V154H205ZM210 155L212 156L213 154H210ZM224 155H225V154H224ZM257 155L260 156V154H257ZM257 155H256V156H257ZM262 155H264V154H262ZM2 156H3V155H2ZM2 156H0V157H2ZM4 156H5V154H4ZM36 156H37V155H36ZM73 156H74V155H73ZM85 156H86V155H85ZM85 156H84V158H85ZM152 156H153V155H152ZM199 156H200V155H199ZM256 156H255L254 160L257 159ZM44 157H45V156H44ZM138 157H139V156H138ZM144 157H145V156H144ZM200 157H202V156H200ZM206 157H207V155H206ZM206 157H205V158H206ZM222 157H224V156H222ZM228 157H230V156H227V158H228ZM2 158H3V157H2ZM2 158H1V159H2ZM5 158H6V156H5ZM7 158H9V156H8ZM36 158H37V157H36ZM38 158H39V157H38ZM42 158H43V157H42ZM42 158H41V160H42ZM61 158H63L62 155H61ZM84 158H83V160H85ZM86 158H87V157H86ZM149 158H150V157H149ZM203 158H204V157H203ZM241 158H243V157H241ZM250 158L248 159V162H250ZM260 158H262V156L259 157L258 159H260ZM1 159H0V163H3L4 160L1 161ZM39 159H40V158H39ZM43 159H44V160H43L44 162L42 161V164L45 163V166L48 165V163H50V162H49L50 160L47 161V160H48L47 158H43ZM45 159H46V161H47L48 163H46ZM64 159H65V158H64ZM146 159H147V158H146ZM222 159H224V158H222ZM222 159H220V160L222 161ZM228 159H229V158H228ZM263 159H264V157H263ZM25 160H26V159H25ZM25 160H23V161H25ZM72 160H73V159H72ZM79 160H81V159H78V161H79ZM87 160H88V159H87ZM203 160H204V159H203ZM206 160H207V159H206ZM206 160H205V161H206ZM208 160H209V158H208ZM208 160H207V161H208ZM252 160H253V159H252ZM254 160H253V161H254ZM78 161H77V162H78ZM141 161H142V157H141ZM152 161H153V160H152ZM207 161H206V162H207ZM209 161H210V160H209ZM228 161H229V160H228ZM228 161H227V162H228ZM260 161H261V159H260ZM18 162H19V161H18ZM36 162H37V161H33V163H31V164H33V167L31 166V164H30V167L35 168V167H34V163H36ZM66 162L68 163V160H67V159H65V163H66ZM143 162H144V161H143ZM212 162H213V161H212ZM215 162H216V161H215ZM230 162H231V161H230ZM255 162H256V161H255ZM255 162H252V163H255ZM257 162H258V161H257ZM261 162H264V161L262 160ZM4 163H5V162H4ZM4 163H3V164H4ZM11 163H12V162H11ZM19 163H20V162H19ZM40 163H41V161H40ZM52 163H53V162H52ZM67 163H66V164H67ZM152 163H153V162H152ZM213 163H214V162H213ZM213 163H212V165H215V163H214V164H213ZM220 163H221V162H220ZM252 163L250 162V164H252ZM13 164H14V163H12V165H13ZM20 164H21V163H20ZM36 164H37V163H36ZM42 164H40V165H42ZM53 164H54V163H53ZM76 164H77V163H76ZM248 164H249V163H248ZM255 164H256V163H255ZM5 165H7V167H6ZM5 165H4V166H5L4 169L6 170V168H9V170H10V173H7V177H8V174H10V175H15V174H12V173H11V172H12L11 170L14 169V167H15L16 165H15V166L13 165V167H11V168L8 167V165H9L8 163H7V164L5 163ZM10 165H11V164H10ZM50 165H51V164H50ZM69 165H70V163H69ZM78 165H79V164H78ZM252 165H253V164H252ZM257 165H258V164H257ZM0 166H1V165H0ZM23 166H24V165H23ZM28 166H29V165H28ZM48 166H49V165H48ZM54 166H55V165H53V166L51 165V167H53V169H54ZM80 166H81V165H80ZM218 166H220V164H218ZM222 166H223V165H222ZM228 166H229V165H228ZM253 166H254V165H253ZM253 166H252V167H253ZM262 166H264L263 163H262ZM1 167H2V166H1ZM30 167H29V168H30ZM37 167H39V168L41 169L40 166L37 165ZM42 167H43V166H42ZM49 167H50V166H49ZM51 167H50V168H51ZM86 167H87V166H86ZM90 167L92 168V166H90ZM254 167H255V166H254ZM18 168H19V167H18ZM44 168H45V167H44ZM50 168H49V169H50ZM82 168H84V166H82ZM82 168H81V169H82ZM228 168H229V167H228ZM239 168H240V166H239ZM239 168H237V170L240 171ZM242 168H243V167H242ZM242 168H241V169H242ZM244 168H245V166H244ZM257 168H258V167H257ZM257 168H256V169H257ZM4 169L2 168V169H0V171L3 170L2 172H4ZM15 169L17 170V166H16ZM24 169H25V168H24ZM27 169H28V168H27ZM35 169H36V168H35ZM37 169H38V168H37ZM46 169L48 170V173H49V169H48L47 167H46L45 169H43V171L46 170ZM56 169H57V167H55L54 170H56ZM73 169H74V168H73ZM85 169H86V168H85ZM87 169H88V168H87ZM216 169H217V166H216ZM218 169H219V167H218ZM224 169H226V168H224ZM251 169H252V168H251ZM261 169H262V168H261ZM7 170H8V169H7ZM19 170H20V169H19ZM28 170L31 171L30 169H28ZM47 170L44 171L45 174H48V173H47ZM50 170H51V169H50ZM54 170H53V171H54ZM219 170H221V166H220V169H219ZM232 170H233V169H232ZM248 170H249V168H248ZM253 170L255 171V169H253ZM253 170H252V172H253ZM13 171H15V170H13ZM20 171H22V170H20ZM32 171H33V170H32ZM32 171H31V172H32ZM37 171H38V170H37ZM39 171H40V170H39ZM41 171H42V170H41ZM41 171H40V172H41ZM59 171H61L60 174H62V170L59 169ZM82 171H83V170H82ZM85 171H87V170H85ZM85 171H84L83 173H85ZM221 171H222V170H221ZM226 171H227V170H226ZM246 171H247V170H245V172H246ZM260 171H261V170H260ZM7 172H8V171H7ZM23 172L26 174V176H25V175H24V176L27 177V173H26V172H28V171H26V172L23 171ZM54 172H56V174H57V170L54 171ZM54 172H53V173H54ZM63 172H64V171H63ZM240 172H241V171H240ZM242 172H244V171H242ZM245 172H244V174H245ZM249 172H250V171H249ZM255 172H256V171H255ZM255 172H253V173L255 174ZM21 173H22V172H21ZM29 173H30V172H29ZM33 173H34V172H33ZM64 173H66V172H64ZM64 173H63V174H64ZM68 173H69V172H68ZM68 173H67V174H68ZM222 173H223V172H222ZM234 173H235V171H234ZM247 173H248V172H247ZM35 174H37V173H35ZM35 174H34V175H35ZM39 174H42L43 176L45 175V174H43V172H42V173H39V172H38V176H36V175H35V176L33 175V176H34V177H39L38 180H40V178H41L42 176L39 175ZM56 174H54V175L52 174V175L55 176ZM67 174H66V175H67ZM69 174H70V173H69ZM69 174L67 175L68 177H70V178H68V180H69V179H72V178H71L72 175H71V174L69 175ZM79 174H80V172H79ZM93 174H94V173H93ZM224 174H225V172H224ZM235 174H238V173H235ZM242 174H243V173H242ZM242 174L237 175V177L240 176V178L246 179V178L243 177L244 174H243V175H242ZM254 174H253V175H254ZM260 174H261V173H260ZM260 174H259V175H260ZM5 175H6V171H5L4 174L1 175V176L4 177ZM19 175H20V174H19ZM50 175H51V173H49L48 176H50ZM52 175L49 177L50 179L52 178ZM83 175H85V174H83ZM83 175L81 176L82 178H83ZM88 175H89V174H88ZM251 175H252V174H251ZM253 175H252V176H253ZM1 176H0V178H2ZM21 176H22V175H21ZM58 176H60V175H57V178H58ZM64 176H65V174H64ZM64 176H63V178H62L63 180H61L62 182H63L64 179L66 178V176H65V177H64ZM73 176H74V175H73ZM73 176H72V177H73ZM92 176H93V175H92ZM245 176H246V177H249L250 175L248 174V175H245ZM254 176H255V175H254ZM257 176H258V174H257ZM7 177L5 178L6 181H7L8 179H10L11 176H9V178H7ZM12 177H13V176H12ZM12 177H11V178H12ZM28 177H30V176H28ZM31 177H32V175H31ZM61 177H62V176H61ZM93 177H94V176H93ZM229 177H230V176H229ZM250 177H251V176H250ZM16 178H17V177H16ZM20 178H21V177H20ZM44 178H47V176H45ZM49 178H47V179H49ZM225 178H226V177H225ZM253 178H254V177H253ZM253 178H250V180H252ZM14 179H15V178H14ZM28 179H30V178H27V180H28ZM233 179H235V178H233ZM243 179H241V180H243ZM248 179H249V178H248ZM254 179H255V178H254ZM254 179H253L254 182L257 181L256 179H255V180H254ZM257 179H258V178H257ZM259 179H260V177H259ZM262 179H263L262 182H264V178H262ZM5 180H3V181L1 180L2 183H4ZM10 180H11V179H10ZM16 180H17V179H16ZM22 180H24V179H23V176H22ZM22 180L19 179V180H17V181H18L19 184H20V182H21ZM27 180H26L25 182H27ZM35 180L37 181V178H33V177H32L31 181L33 182V181H35ZM51 180H52V179H51ZM56 180H57V179H56ZM65 180L67 181V179H65ZM74 180H75V178L73 177V180L71 181V184L73 183V184H72L73 186H75V184H76V182H75ZM229 180H230V179H229ZM260 180H261V179H260ZM12 181H13V180L8 181V183L10 184V182L12 183ZM31 181H30V182H31ZM36 181H35V182H36ZM54 181H55V179H54ZM54 181H51V183L54 182ZM66 181H65V182H66ZM230 181H231V180H230ZM258 181H259V180H258ZM25 182H22V184L24 185ZM30 182H27V183H30ZM55 182H56V181H55ZM55 182H54V183H55ZM65 182H63L61 185H63V184L65 185V184H66ZM69 182H70V180H69ZM69 182H67V183H69ZM236 182H237V181H236ZM243 182H245V181L243 180ZM243 182H242V184H243ZM250 182H251V181H250ZM16 183H17V182H16ZM37 183H38V182H37ZM56 183H57V182H56ZM239 183H241V182H239ZM0 184H1V183H0ZM5 184H7V182H6ZM5 184H3V186L0 185V186H1L0 188L3 189L2 187H4ZM31 184H32V183H31ZM45 184H46V183H45ZM237 184H238V183H237ZM242 184H241V185H242ZM244 184H245V183H244ZM255 184H256V183H255ZM260 184H261V183H260ZM260 184L258 183V185H260ZM7 185H8V184H7ZM12 185H13L12 189L14 188L13 190L18 189V185H17L16 188L14 187L15 184H12ZM28 185H30V184H27V186H28ZM33 185H34V184H33ZM38 185H39V183H38ZM46 185H47V190H49V189H48V184H46ZM50 185H51V184H50ZM64 185H63V186H64ZM247 185H248V183H247ZM249 185H250V184H249ZM252 185H253V184H252ZM256 185H257V184H256ZM5 186H6V185H5ZM20 186H22V185H20ZM57 186H59V184H58ZM65 186H67V184H66ZM68 186H70V184H69ZM73 186H72V187H73ZM260 186H261V185H260ZM10 187H11V186H10ZM22 187H23V186H22ZM34 187H35V185H34ZM42 187H43V186H42ZM72 187H70V188H72ZM76 187L79 189V186H76ZM256 187H257V186H256ZM263 187H264V185H263L261 188H263ZM23 188H24V187H23ZM44 188H46V187L44 186ZM49 188H50V187H49ZM66 188H68V187H66ZM251 188H252V189H255V188H253V187H251ZM1 189H0V190H1ZM5 189H7V187H6ZM5 189H3V190H5ZM9 189H10V188H8L7 190H9ZM38 189H39V188H38ZM50 189H52V188H50ZM64 189H65V188H64ZM64 189L62 188L63 191H64ZM73 189H76V188H73ZM80 189H81V188H80ZM24 190H25V188H24ZM32 190H35V189L32 188ZM32 190H31V191H32ZM53 190H54V189H52V190H50V191H53ZM70 190H72V189H69L68 191H70ZM76 190H77V189H76ZM121 190H122V189H121ZM123 190L126 191V189H123ZM256 190H257V189H255L254 192H255ZM5 191H6V190H5ZM19 191H21V190L19 189ZM29 191H30V190H29ZM29 191H28V192H27V191H26V192L24 191V192L28 194ZM39 191H40V189H39ZM78 191L80 192L81 190H77V194L79 195V196H77V198H78V197L80 198V194H79ZM252 191H253V190H252ZM261 191H262V190H261ZM11 192H12V191H10V193L8 192V194L16 195L15 193H17L16 190H15V193H14V192L11 193ZM37 192H38V191H37ZM37 192H36V193H37ZM45 192L48 194L49 191H48V192L45 191ZM57 192L59 193V191H57ZM57 192L55 193V195H56V194L58 195ZM66 192H67V191H66ZM74 192H75V191H74ZM74 192H73V194H74ZM0 193H1V191H0ZM36 193H35V194H36ZM39 193H40V196H41V198H40V200H41V199H43V198H42V193H43V194H45V193L42 192V191L39 192ZM60 193H61V192H60ZM60 193H59V194H60ZM81 193H82V191H81ZM120 193H121V192H120ZM120 193H119V194H120ZM17 194H18V193H17ZM21 194H23V193H21ZM27 194H26V195H27ZM31 194H32V193H31ZM33 194H34V193H33ZM33 194H32V195H33ZM47 194H46V195H47ZM49 194H50V193H49ZM49 194H48V195H49ZM62 194H63V192H62ZM65 194H68V193H65ZM73 194L71 193V196H72ZM259 194H260V193H259ZM1 195H4L3 192H2ZM18 195H19V194H18ZM18 195H17V196H18ZM23 195H24V194H23ZM29 195H30V194H29ZM36 195L39 196V194H36ZM74 195H76V192H75ZM74 195H73V196H74ZM85 195H87V194H85ZM21 196H22V195H21ZM40 196H39V197H40ZM59 196L62 197L61 195H59ZM59 196L57 197L58 199H59ZM64 196H65V195L63 194V197H64ZM68 196H69V195H68ZM68 196H67V197H68ZM104 196H105V195H104ZM0 197H1L0 200H1V199L4 200V199L2 198V196H0ZM15 197H16V196H15ZM26 197H27V196H26ZM26 197H24V198L26 199ZM30 197H31V196H30ZM43 197H44V196H43ZM47 197H48V196H46V197L44 198V200L47 201V204H50V203L48 202V200H49L50 198L48 197L49 199L47 200ZM50 197H51V200H49V201L51 202V201H52V198H54V197H53V194H52V196H50ZM65 197H66V196H65ZM65 197H64V198H65ZM67 197H66V198H67ZM74 197H75V196H74ZM130 197H131V196H130ZM27 198H28V197H27ZM79 198H78V199H79ZM116 198H117V197H116ZM12 199H14V197H13ZM12 199H11V200H12ZM28 199H30V198H28ZM32 199H35V196H33ZM36 199H37V198H36ZM54 199H56V197H55ZM54 199H53V201H54V203H55V201H57V200H54ZM74 199L77 201L76 198H74ZM82 199H83V197H81V199H79V200H82ZM2 200H1V203H3ZM14 200H15V199H14ZM17 200H18V198H17ZM26 200H27V199H26ZM40 200H39V201H40ZM88 200H89V199H88ZM88 200H87V201H88ZM111 200H112V199H111ZM115 200H116V199H115ZM4 201H5V202H4V204H5V203H6V200H4ZM9 201H10V200H9ZM12 201H13V200H12ZM12 201H10V202H12ZM19 201H23V199L21 200V198H20ZM62 201H65V199L62 200ZM73 201H74V200H72V202H73ZM13 202H14V201H13ZM42 202H44V204H45V201H42ZM42 202H41V203H42ZM77 202L79 203V201H77ZM57 203H59V201H57ZM63 203H64V202H63ZM94 203H96V202H94ZM97 203H98V202H97ZM4 204H3V206H4ZM24 204H25V203H24ZM44 204H43V206H44ZM51 204L53 205V203H51ZM59 204L62 205V203H59ZM64 204H65V203H64ZM69 204H71V203H69ZM134 204H135V203H134ZM1 205H2V204H0V206H1ZM30 205H31V204H30ZM45 205H46V204H45ZM98 205H99V204H96V206H95V205L93 204L92 206H95V207H94V208H95V211L98 210L97 212L100 213V212H101V209L103 208V207H101V206H104V208H105L106 206H105V205H101V206L99 205V206H98ZM135 205H136V204H135ZM3 206L0 208V211H1V210H2V211L5 210V209H2ZM6 206H7V205H5L4 207L6 208ZM20 206H22V203H20L19 208H18V209L22 210L21 208H22L24 205H23L21 208H20ZM27 206H29V205L25 204L24 207H27ZM31 206H33V205H31ZM31 206H30V207H31ZM56 206H57V205H56ZM56 206L53 205L54 209H51V208H53V207H50L49 209L53 210V212H54L55 209H56V210H57V209L60 210V208H56ZM92 206H91V207H92ZM136 206H137V205H136ZM35 207H36V205L33 206V209H34V210L37 209V207H36V209H35ZM44 207H45V206H44ZM96 207H98V208H96ZM12 208H13V206H12ZM73 208H74V207H73ZM94 208L92 207L93 210H94ZM99 208H100V209H99ZM107 208H109V207H107ZM107 208H106L105 210H104V209H102V210L107 211L106 213H109L111 210H110V208H109V210H107ZM6 209H7V208H6ZM25 209H26L25 211H27V209H29V208H25ZM33 209H32V210H33ZM44 209H45V208H44ZM46 209H47V207H46ZM65 209H66V208H65ZM116 209H117V208H116ZM15 210H16V209H15ZM20 210H17V211H19V214H21V213H20ZM23 210H24V209H23ZM23 210H22V211H23ZM34 210H33V211H34ZM99 210H100V211H99ZM119 210H120V209H119ZM2 211H1V212H2ZM6 211H7V210H6ZM22 211H21V212H22ZM38 211H39V210L37 209V211H34V212H36V213L38 214ZM49 211H50V210H49ZM49 211H48V213H49ZM65 211H66V210H65ZM104 211H102V212H104ZM120 211H121V210H120ZM7 212H8V211H7ZM34 212H33V213H34ZM58 212H60V213L63 212V213H64L63 210H62V211L60 210V211H58ZM88 212L91 213V210L89 211V209H88L86 213H88ZM111 212L113 213V211H111ZM111 212H110V215L112 214ZM114 212H115V211H114ZM131 212H132V214H131L132 217H134V220H133L132 225H133V226H136L137 231H138V234H137V235H139V238L142 239L143 236L145 235L146 230H148V229H147V226H146V225H142V223H141V225L139 224V214H140V213H139L137 207H135V206L132 207V208H131ZM10 213H11V211H10ZM51 213H52V212H51ZM71 213H72V214H71ZM76 213H77V212H74V210H73V212L70 211L69 216H70V215H74V214H76ZM92 213H93V211H92ZM92 213H91V215H92ZM106 213H105V215H106ZM115 213H116V212H115ZM0 214H1V213H0ZM2 214L5 215L3 212H2ZM23 214H24V213H23ZM26 214H27V213H26ZM37 214H36V215L34 214V215L37 216ZM57 214H59V213H57ZM57 214H56V217L59 216V215H57ZM61 214H62V213H61ZM61 214H60V217H61V216H66V215H63V214L61 215ZM66 214H67V213H66ZM77 214H78V213H77ZM93 214H95V212H94ZM103 214H104V213H103ZM103 214H102V215H103ZM3 215H2V216H3ZM9 215H10V214H9ZM13 215H14V218L17 217V216H16V213L13 214ZM32 215H33V214H32ZM32 215L29 216V217H32ZM34 215H33V216H34ZM95 215L98 216V219H99V220H101L100 217H99V214L97 215V213H96ZM102 215H101V216H102ZM112 215H113V214H112ZM2 216H1V217H2ZM6 216H7V215H6ZM10 216H12V215H10ZM26 216H27V215H26ZM51 216H53V214H52ZM103 216H104V215H103ZM113 216H115V215H113ZM116 216L119 217L118 214H116ZM116 216H115V219L117 218ZM3 217H5V216H3ZM21 217H22V216H21ZM67 217H68V215H67ZM71 217H72V216H71ZM87 217H88V216H87ZM87 217H86V219H87ZM89 217H90V214H89ZM89 217H88V218H89ZM92 217H94V216H92ZM108 217H109V215H108ZM108 217H107L106 219H109V218H110V217H109V218H108ZM111 217H112V216H111ZM14 218H13V217H12V218H9V217H8V219H9L8 221L10 222V219L13 220ZM18 218H20V215L18 216ZM18 218H17V219H18ZM22 218H23V217H22ZM22 218H20V219H22ZM51 218H52V217H51ZM63 218H64V217H63ZM75 218H78V217H75ZM75 218H74V219H75ZM81 218H83V217H81ZM140 218H141V217H140ZM2 219H3V218H2ZM2 219H1V222H2L3 224L1 223V225H0L1 227H2V225H5V226H6V224H7V222H6L7 220L5 221V220L3 219V220L5 221V224H4V222L2 221ZM5 219H6V218H5ZM24 219H25V216H24ZM27 219H29V218H27ZM30 219H31V218H30ZM36 219H37V218H36ZM49 219H50V218H49ZM52 219H54V218H52ZM55 219H56V218H55ZM58 219H59V217H57V221H58ZM66 219H67V218H66ZM83 219H84V218H83ZM83 219H82V220H83ZM94 219H96V218L94 217ZM120 219H121V218H120ZM120 219L118 218V220H120ZM18 220H19V219H18ZM18 220L15 219V220H14L15 223H14V221H12V222L14 223V225H15L14 228L17 226V225H16V222H20V220H19V221H18ZM38 220H40V219H38ZM50 220H51V219H50ZM50 220H49V221H50ZM59 220H60V219H59ZM69 220H71V219H69ZM75 220H77V219H75ZM89 220H90V218H89ZM92 220H93V218H92ZM32 221H33V220H32ZM41 221H42V223H45V221L43 222V219H41ZM61 221H65V218L62 219ZM61 221H58V222H57V225H58V223L61 222ZM67 221H68V219H67ZM67 221H66V222H67ZM80 221H81V219H80ZM80 221H79V222H80ZM83 221H84V222H83ZM83 221H82V223H79V222L77 221V223L83 225V223H87V222H88V221L86 222V220H83ZM102 221L104 222V221H106V220H102ZM116 221H117V220H116ZM12 222H11V223H12ZM22 222H23V219H22ZM27 222H28V221H27ZM27 222H26V223H27ZM35 222H36V220L33 221V223H35ZM39 222H40V221H39ZM50 222H51V221H50ZM50 222H49V226H50V224L53 225L52 222H56V221H52L51 223H50ZM69 222L71 223L72 221H68V223H69ZM73 222H74V221H73ZM73 222H72V223H73ZM99 222H100V221H99ZM109 222H110V221H109ZM113 222H114V221H113ZM118 222H119V221H118ZM13 223L11 224V226H13ZM24 223H25V222H24ZM24 223H22L21 225H23ZM26 223H25V225H26ZM30 223H32V222H30ZM36 223H37V222H36ZM40 223H41V222H40ZM42 223H41V224H42ZM62 223L65 224V222H62ZM62 223H61V224H62ZM68 223H66V224L68 225ZM70 223H69V224H70ZM74 223H75V222H74ZM89 223H90V221L88 222V224H89ZM91 223H92V222H91ZM96 223H97V220H96ZM96 223H94V224H96ZM105 223H106V222H105ZM120 223H121V222H120ZM38 224H39V223H38ZM38 224H37V225H38ZM41 224H39V226H38L39 228H40V225H41ZM99 224H100V223H99ZM101 224H102V223H101ZM106 224H108V222H107ZM117 224H118V223H117ZM117 224L115 223V225H117ZM121 224H122V223H121ZM25 225H23V226H25ZM29 225H30V224H29ZM37 225H35V228L37 227ZM45 225H46V224H45ZM57 225H55V226H57ZM70 225H71V224H70ZM70 225H69V226H70ZM73 225H75V224H73ZM73 225H72V226H73ZM76 225H78V224H76ZM86 225H87V224H86ZM7 226H10V224L7 225ZM11 226H10V228H11ZM19 226H20V225H19ZM26 226L28 227V225H26ZM31 226H33V225H31ZM61 226H63V225H61ZM64 226H65V225H64ZM72 226H71V227H72ZM90 226H91V224H90ZM94 226H96V225H94ZM94 226H93V227H94ZM105 226H107V225H105ZM109 226H110V224H109ZM118 226H119V225H118ZM118 226H117V227H118ZM121 226H124V225L122 224ZM3 227H4V226H3ZM27 227H25V228H27ZM50 227H51V226H50ZM71 227H70V228L67 227V229H71V230H73ZM74 227H77V226H74ZM81 227H82V226H81ZM97 227H98V226H97ZM101 227H103V225H102ZM124 227H125V226H124ZM124 227H122V229H124ZM4 228H5V227H4ZM12 228H13V227H12ZM19 228H21V227H19ZM22 228H23V227H22ZM51 228H53V227H51ZM65 228H66V226H65ZM65 228H64V229H65ZM79 228H80V225H79ZM91 228H92V227H91ZM99 228H100V226H99ZM105 228H106L107 231H108V228H107V227H105ZM115 228H116V226H115ZM8 229H9V227H8ZM23 229H24V228H23ZM23 229H21V230H23ZM30 229H31V228H30ZM33 229H34V227H33ZM37 229H38V228H36V230H37ZM77 229H78V228H77ZM81 229L83 230V227H82ZM81 229H80L79 231H81ZM84 229H85V228H84ZM94 229H95V228H94ZM113 229H114V228H113ZM118 229H119V227H118ZM118 229H117V230H118ZM126 229H128V228L125 227V229H124L123 231L125 232ZM0 230H4V229H1V228H0ZM14 230H15V229H13V232H12V233H14ZM21 230H20V231H21ZM27 230H28V229H27ZM27 230H24V231H27ZM41 230H42V229H40V231H41ZM55 230H56V229H55ZM55 230H53V231H55ZM59 230H60V229L58 228V231H59ZM74 230H76V228H75ZM74 230H73V231H74ZM91 230H92V229H91ZM97 230H98V229H97ZM100 230H101V229H100ZM111 230H112V229H111ZM117 230L115 229L116 232H117ZM9 231H10V229H9ZM32 231H33V230H32ZM32 231H30V233H31ZM38 231H39V230H38ZM38 231H37V232H38ZM47 231H48V230H47ZM49 231H50V229H49ZM76 231H77V230H76ZM79 231H78V232H79ZM83 231H84V230H83ZM86 231H87V230H86ZM103 231H104V230H103ZM112 231H113V230H112ZM148 231H149V230H148ZM148 231H147V232H148ZM18 232H19V230H18ZM18 232L16 231V232L14 233V235H15L16 233H18ZM28 232H29V230H28ZM28 232H26V233H27L26 236H28V234H29ZM37 232H36V233H33V232H32V233H33V234H37L36 237H38V233H39V232H38V233H37ZM55 232H56V231H55ZM62 232H63V231H62ZM62 232H61V234H62ZM87 232H88V231H87ZM94 232H95V230H94ZM147 232H146V233H147ZM2 233H3V232L1 231L0 234H2ZM12 233H10V232H6V233H5V232H4L3 234H8V235L11 234V235H12ZM21 233H22V232H21ZM21 233H20V235H21ZM40 233H41V232H40ZM40 233H39V234H40ZM49 233H50V234H49ZM49 233H47V236H48V234L51 235L52 231L49 232ZM69 233H70V232H69ZM71 233H72V232H71ZM71 233H70V235H71ZM88 233H89V232H88ZM88 233H87V234H88ZM92 233H93V232H92ZM97 233H99V230L97 231ZM97 233H96V234H97ZM114 233H115V232H114ZM126 233H127V230H126ZM33 234H29L30 237H31ZM56 234H57V233H56ZM109 234H110V233H109ZM112 234H113V233H112ZM115 234H116V233H115ZM150 234H151V233H150ZM150 234H148V236H150ZM41 235L43 236L44 234H40L39 237H40ZM54 235H55V234H54ZM65 235H66V234H65ZM70 235H69V236H70ZM76 235H78L77 232H76ZM76 235H75V236H76ZM106 235H107V234H106ZM106 235L104 236V239L107 238ZM16 236L18 237V235H16ZM34 236H35V235H34ZM45 236H46V235H45ZM45 236H43L45 240H44V239H39V237L35 239V240H38V239L40 240V242H37V241H36L37 243L40 244V245H39L40 248H41V242H42L41 240H44V242H42V248H43L44 245H45V244H43V243H47V241H48V243H50V242L53 243L52 241H54V242H58V240H57V241L54 240V239H56V238H54V236H53L54 239H50V240H51L50 242H49V240L46 239ZM75 236L73 235V237H75ZM102 236H103V235H102ZM115 236H118V233H117V235H115ZM115 236H114V237H115ZM3 237H6V238H7V235H6V236L4 235ZM14 237H15V236H14ZM14 237H13V238L11 237V240H10V241L14 240V243H15V238H14ZM32 237H33V236H32ZM32 237H31V238L28 237V238H29V241H28V242H30V240L32 241V239L34 238V237H33V238H32ZM73 237H72V239H73ZM84 237H85V236H84ZM89 237H90V236H89ZM6 238H5V240H6ZM28 238L25 237V236L22 238V239H24V240H21L22 243L25 242V243H23V245H24V244L26 245V242H27V241H25V239L27 240ZM62 238H63V237H62ZM65 238H67V237H65ZM65 238H64V239H65ZM102 238H103V237H102ZM110 238H111V237H110ZM16 239H19V237L16 238ZM72 239H71V240H72ZM77 239H78V238H77ZM77 239L75 238L76 243L78 242ZM92 239H93V238H92ZM96 239H97V238H96ZM96 239H95V240H96ZM112 239L114 240L113 237H112ZM115 239H116V238H115ZM117 239H119V238L117 237ZM134 239H135V238H134ZM46 240H47V241H46ZM62 240H63V239H62ZM99 240H101V239H99ZM144 240H145V239H143V241H144ZM146 240H148V239H146ZM17 241H19V240H16V242H17ZM21 241H20L19 243H21ZM45 241H46V242H45ZM92 241H94V240H92ZM104 241H105V240H104ZM116 241H117V240H116ZM116 241L114 240V242H116ZM133 241H134V240H133ZM149 241H150V239H149ZM28 242H27V244H29ZM32 242H33V241H32ZM67 242H68V241H67ZM87 242H88V241H87ZM100 242H101V241H99V244H100ZM105 242H106V241H105ZM110 242H111V240L109 241V243H110ZM114 242H113V245H114ZM147 242H148V241H147ZM147 242H146V243H147ZM19 243H18V244H19ZM22 243H21V244H22ZM48 243H47V244H48ZM65 243H66V242H65ZM72 243H73V242H72ZM79 243H80V242H79ZM97 243H98V242H97ZM101 243H102V242H101ZM103 243H104V242H103ZM103 243H102V244H103ZM135 243H136V242H135ZM11 244H12V242H11ZM30 244H32V243H30ZM55 244H56V243H55ZM82 244H83V243H82ZM92 244H94V243H92ZM95 244H96V243H95ZM110 244H111V243H110ZM121 244H122V243H121ZM136 244H137V243H136ZM8 245H10V244H8ZM25 245H24V246H25ZM32 245H33V246H35V245L37 246L38 244H36V243L34 244V242H33ZM52 245L55 247L54 244H52ZM52 245H51V244H49V245H47V246L45 245V246H46L45 249H46V250H49L50 248H49L48 246H51L52 248H54ZM87 245H88V244H87ZM97 245H98V244H97ZM104 245H105V244H103V248H104ZM113 245H111V246L108 245V246H109L108 248H110V247L112 248ZM134 245H135V244H134ZM4 246H6V245H2V244L0 243V253H2V255L0 254L1 257H2V256H5L4 253L7 254V249H10V248H5ZM10 246H13V245H10ZM14 246H15V245H14ZM24 246H23V247H24ZM36 246H35V247H36ZM60 246H61V244H60ZM69 246H71V245H69ZM94 246H95V245H94ZM115 246H116V244H115ZM124 246H125V245H124ZM136 246H137V245H136ZM16 247H18V246H16ZM26 247H27L28 249L31 248V247H29V245H26ZM57 247H58V246H57ZM147 247H148V246H147ZM149 247H150V245H149ZM19 248H20V246H19ZM21 248H22V247H21ZM70 248H71V247H70ZM97 248H98V246H97ZM108 248H107V249H108ZM113 248H114V247H113ZM11 249H12V248H11ZM11 249H10V250H11ZM13 249H14V248H13ZM13 249H12L11 251H12V252L14 251V253H12V255L8 253V254L5 256V258H6V257L9 258V256H10L11 259L14 258L13 256L16 255L15 252H16L18 249H16V251L13 250ZM23 249H24V248H22V250H23ZM55 249H56V248H55ZM55 249H53V251H54ZM72 249H73V248H72ZM74 249H75V248H74ZM93 249H94V248H93ZM98 249H99V248H98ZM105 249H106V248H105ZM105 249H103V250H104L105 252L107 251V253H108V250H105ZM126 249H127V248H126ZM20 250H21V249H19V251H20ZM25 250H26V248H25ZM30 250H31V249H30ZM30 250H28V252H29ZM42 250H43V249L39 250L40 253L42 252ZM103 250H102V251H103ZM109 250H110V249H109ZM111 250H113V249H111ZM114 250H115V249H114ZM118 250H119V249H118ZM118 250H115V252H118ZM147 250H148V249H147ZM32 251H33V252H35V251L37 252L38 250H37V249H35V250L32 249ZM43 251H44V250H43ZM50 251H51V249L49 250V252L46 253L47 257H48V255L50 254ZM53 251H51V254H52ZM71 251H72V250H71ZM96 251H97V250H96ZM140 251H141V250H140ZM236 251H237V250H236ZM21 252L23 253V251H21ZM25 252H26V251H25ZM28 252H26V253L28 254ZM36 252H35V253H36ZM45 252H46V251H45ZM62 252H63V251H62ZM144 252H145V251H144ZM242 252H243V251H242ZM257 252L259 253V251H257ZM261 252H262V253H261ZM10 253H11V252H10ZM18 253H20V252H18ZM26 253H24L23 255H25ZM30 253H31V251H30ZM42 253H43V252H42ZM42 253H41V254H42ZM53 253H55V252H53ZM56 253H57V252H56ZM56 253H55V255H56ZM94 253H95V250H94ZM97 253H98V252H97ZM97 253H96V254H97ZM112 253H113V252L111 251L110 254H112ZM119 253H120V252H119ZM137 253H138V252H137ZM141 253H143V252H141ZM263 253H264L263 251H260L259 254L262 255L261 257L264 256ZM13 254H14V255H13ZM37 254H38V253H37ZM43 254H44V253H43ZM43 254H42V257L45 256V255L43 256ZM63 254H64V253H63ZM70 254H71V252H70ZM91 254H92V253H91ZM99 254H100V253H98V255H97L98 260L103 259V260L105 261L107 258H109V257L111 256V255H109V257H107V258L105 257L106 259H104V258H100V259H99V257H101V256H99ZM116 254H117V253H116ZM230 254H231V253H230ZM240 254H241V253H240ZM252 254H253V253H252ZM20 255H21V254H19V256H20ZM32 255H34V256H32V257H33L32 259H34V257H36L35 254L33 253ZM60 255H61V252H60ZM83 255H85V254H82V256H83ZM93 255H94V254H93ZM101 255H102V254H101ZM106 255H107V254H106ZM113 255H115V254H113ZM113 255H112V256H113ZM119 255H121V254H119ZM119 255L117 256L118 258H119ZM136 255H137V254H136ZM11 256H12L13 258H12ZM16 256H18V254H17ZM21 256H22V255H21ZM25 256H26V255H25ZM49 256H50V255H49ZM56 256H57V255H56ZM87 256H88V253H87ZM122 256H123V255H122ZM122 256H121V257H122ZM233 256H235V255H233ZM238 256L240 257V255H238ZM238 256H236V257H238ZM29 257H30V256H29ZM40 257H41V256H40ZM59 257H60V256H59ZM66 257L69 259L68 256H66ZM83 257H84V256H83ZM90 257H91V256H90ZM94 257H95V256H94ZM94 257H93V259H97V257H95V258H94ZM102 257H103V255H102ZM117 257L114 258V256H113L114 259L111 257V258H112V261L115 260V259H118ZM5 258H2V260L5 259ZM10 258H9V259H10ZM38 258H39V255H38ZM38 258H35V259H38ZM72 258H74V257H72ZM88 258H89V257H88ZM111 258H110V260H111ZM128 258H129V257H128ZM231 258H234L233 261H234L235 263L237 262V261L235 260V257H231ZM9 259H7V261H8ZM14 259H17V258H14ZM18 259H19V258H18ZM20 259L22 260V257H21ZM39 259H40V258H39ZM39 259H38V261H41V260H39ZM41 259H42V258H41ZM62 259H63V258H62ZM84 259H85V258H84ZM84 259H83V260H84ZM86 259H87V257H86ZM90 259H92V258H90ZM90 259H89L88 263H92V262H90ZM121 259H122V258H121ZM244 259H246V258H244ZM21 260H17V261H20L19 264H20V263H23V262H26L24 259H23L22 262H21ZM45 260H46V259H45ZM66 260H67V259H66ZM87 260H88V259H87ZM98 260H96V261L99 262V263L101 264V262L98 261ZM119 260H120V258L118 259V263H117V264H119ZM135 260H136V259H135ZM219 260H221V261H222V260H223V261H226L224 264H227V262H228V264H229V262H230V261H228V260H229L228 258H227V259H226V258H225V259H219ZM239 260H240V258H239ZM5 261H6V260H5ZM5 261H2V262H0V263L2 264V263L5 262ZM61 261H62V260H61ZM72 261H75V260H72ZM93 261H95V260H93ZM136 261H137V260H136ZM233 261H232L231 264H233ZM243 261H244V260H243ZM245 261H246V260H245ZM245 261H244V262H245ZM258 261H259V260H258ZM258 261H257V262H258ZM260 261H261V260H260ZM263 261H264V260H263ZM10 262H11V261H10ZM13 262H16V261H12V264H14ZM30 262H31V260H30ZM43 262H45V261L43 260ZM65 262H67V261H65ZM70 262H71V260H70ZM108 262H110V261H108ZM216 262L218 263V259L213 260V261L210 262V263H208V262H204L203 264H215ZM257 262H255V264H256ZM7 263H8V262H7ZM7 263H4V264H7ZM68 263H69V261H68ZM68 263H66V264H68ZM72 263H73V262H72ZM74 263L76 264V262H74ZM86 263H87V262H86ZM112 263H113V262H112ZM114 263H115V262H114ZM127 263H128V262H127ZM188 263H189V262H188ZM235 263H234V264H235ZM237 263H238V264H242L243 262H237ZM245 263H246V262H245ZM247 263L249 264L248 260H247ZM247 263H246V264H247ZM259 263H260V262H259ZM259 263H258V264H259ZM9 264H10V263H9ZM15 264H16V263H15ZM24 264H26V263H24ZM31 264H32V263H31ZM35 264H36V263H35ZM54 264H55V263H54ZM62 264H63V263H62ZM64 264H65V263H64ZM95 264H96V263H95ZM97 264H98V263H97ZM104 264H105V263H104ZM110 264H111V263H110ZM120 264H121V263H120ZM186 264H187V263H186ZM193 264H194V263H193ZM195 264H198V263H195ZM219 264H220V263H219ZM250 264H254V263H251V261H250Z\"/></svg>",
  "mask_w": 264,
  "mask_h": 264
}]
</instances>
